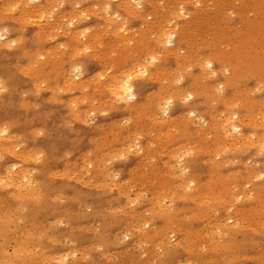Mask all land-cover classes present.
<instances>
[{
    "label": "rangeland",
    "instance_id": "rangeland-1",
    "mask_svg": "<svg viewBox=\"0 0 264 264\" xmlns=\"http://www.w3.org/2000/svg\"><path fill=\"white\" fill-rule=\"evenodd\" d=\"M3 1L4 0H0V9L1 8L5 9V11H3V9L0 10V15H1L0 16V27H3L4 29H7V30L10 29V30L7 31L8 35L6 34L5 39H3V40L0 39V80H2L3 83L1 81L0 82L2 83V85H4V87L6 89V90H2V91H5L6 94H5V92L0 91L1 92L0 93V128L4 127V126L7 127V125H8V128L10 127V130L15 135V137L16 136L20 137V138H17V137L16 138H17V140L18 139L21 140L20 142H22L23 147L26 144L25 145L26 148H28V149L31 148V149L35 150L36 152L40 153V155L34 154L31 156H27L26 160L24 162H22V164H21V165H23L22 170L26 171V169H27V172H31V170H33L31 173H32V176H34L33 177L34 181L36 180L35 183H37L34 185L35 191L31 194V192L28 190H26L27 192L26 191L20 192L19 190H17L14 187L9 186L10 187L9 188V187L5 186V184L8 183V180L5 179L7 176L6 169L10 165H12V163L14 164L18 161L13 156V154L8 152V149L11 147L13 148L15 143L14 144H8L6 139L3 138L5 136L0 135V144H1L0 145V155H1V153L3 154V155H1V158H0V175H1L0 177L3 178V179L0 178V180H1L0 184L2 186L4 185L3 187L0 186V201H1L0 202V263L3 262L2 264H28V263L29 264H35V263H37V264H73V263L74 264H93V263L94 264H96V263L97 264H102V263L103 264H106V263L107 264H154L156 262L155 264H183V263H185V264H264V181H262L258 178V176L259 177L261 175L264 176V152H262V149H264V145H263L264 144V124L262 123V122H264V107H263L264 106V102H263V100H264L263 99L264 98V64H263L264 63V51H262V50H264V27H263L264 26V0H261V1L260 0H202V1L195 0V2H194V0H192V2H194L195 4L196 3L197 4L202 3V4H200L201 5V8L199 7L200 9L195 7L196 5L193 6L194 5L193 3H189L190 2L189 0H187L188 2L187 1L185 2L183 0L184 3L181 2L182 0H120V1L119 0H88V1L87 0H71L72 2L70 0H56L57 2L55 0L47 1V2H50V1L55 2L54 4L53 3L52 4L47 3L46 0H41L40 2H34V5H33V2H31L30 0H12V1L9 0L10 1L9 3L7 2L8 0L5 1V3ZM13 1L14 2L16 1V3H17L16 5H19V7L15 11L10 10L13 6H15L12 4ZM20 1H23V2L20 3ZM62 1L64 4L62 3ZM137 1H140V3H141L140 6H138L136 4ZM6 2L8 4H12V5L7 4V5H5L7 7H3L2 3L4 5V4H6ZM27 2H29V3L27 4ZM59 2H60V5L58 4ZM103 2H104V4H106L104 7H103V5H104ZM108 2H109V5H108ZM124 3H125V5H123ZM204 3H206V4H204ZM30 4H31V6H30ZM61 4H62V6H61ZM120 4L123 6H121ZM161 4H162V6H161ZM52 5H53V7H52ZM75 5L78 7V9ZM107 5L110 6V9H111L110 13L112 14V16H110L108 13V9H107L108 6ZM180 5H183L184 8H186L183 16L179 15L178 9H179ZM35 6H37V7H35ZM9 7H10V9H9ZM29 7H30L31 11H29L30 9H27ZM31 7L33 8V10ZM38 7L41 8L40 11H39L40 8H38ZM47 7L50 9H48ZM83 7L87 10L85 11V9ZM119 7H120V9H119ZM138 8H140V9H138ZM71 9H73L72 13H70V11H72ZM47 10L49 12H47ZM78 10H79V13H78ZM90 10L91 11L93 10V12H96V13L93 14L92 12H90ZM98 10H99V12H98ZM34 11H36V12H34ZM88 11H89V14H88ZM11 12H13L14 14ZM53 12L58 13L57 17L55 16L56 13L54 14ZM86 12H87V14H86ZM171 12L174 14L176 13V14L175 15L171 14ZM4 13H6V15ZM21 13L25 18L22 17ZM32 13H35L36 15L32 14ZM66 13L68 16L65 15ZM37 14H39V17H37ZM84 14H86V16ZM114 14H116V15L119 14V18L113 17ZM131 14H133V16ZM40 15H42V16H40ZM60 15L61 16L65 15L64 18H66V20L63 18V16L61 17ZM97 15H98V17H97ZM172 15H173V18H172ZM240 15H242V17ZM51 16L53 17V19L56 17L54 19L56 21L55 23H54V20H52ZM71 16H73L75 19ZM148 16L151 17V19H149ZM33 17L36 19L34 20ZM41 17H43L44 20L41 19ZM83 17H84V19H83ZM9 18H11V19H9ZM60 18L61 19L63 18L65 22L63 20H60ZM139 18H140V20H139ZM177 18H180V19H177ZM184 18H186V19H184ZM38 19H40L38 21L39 23L35 22ZM67 19H70V20H67ZM132 19H134V20H132ZM168 19H171L172 21L168 20ZM2 20H3V22H2ZM105 20H106V22H105ZM126 20H127V22H126ZM146 20H147V22H146ZM259 20H260V22H259ZM47 21L49 23H47ZM162 22H164V23H162ZM236 22H238V23H236ZM28 23H32V24L29 25ZM33 23L35 25H33ZM105 23H108L109 26H108V24H105ZM24 24L26 25V27L24 26ZM43 24H44V26L42 27ZM95 25L97 27H99V26L100 27L97 29V27ZM57 26L58 27L60 26V28H58ZM89 26L91 28L95 27L96 29L95 28L89 29V30H91L89 32V30L87 29ZM41 27H42V29H41ZM50 27H52L54 30H52V28L49 29ZM121 27L122 28L124 27L123 32H120ZM165 27H168V28H165ZM55 28L58 30H56ZM77 28L80 30V32L78 31ZM85 28L87 29V31H85ZM104 28H106V29H104ZM127 28H128V30H127ZM232 28H234V29H232ZM20 29H21V31H20ZM38 29H40V30H38ZM64 29L66 32L62 31ZM146 29H148V30H146ZM160 29L163 31H161ZM174 29H175V31H174ZM92 30H94L93 34H91ZM97 30L99 32H101L103 30L102 31L103 34L99 33V34H101L100 37H99ZM213 30L215 32H213ZM36 31H38L39 33ZM42 31H43V33H42ZM78 32H79V36L77 34ZM133 32L136 33V35L133 34ZM155 32H156V34H155ZM171 32L174 33L175 37L173 38V43L171 45H168L165 43V39H166L165 35L167 36V34H169ZM80 33L82 35H80ZM105 33H108V34H105ZM112 33H116V34H112ZM48 35H50V36H48ZM60 35H62V36H60ZM94 35L97 38H95ZM108 35H113V37L112 36L109 37ZM138 35H139V37H138ZM156 35H157V37H156ZM17 36H18V38L20 37L19 40H17L18 38L15 40V37H17ZM22 36L25 39L22 38ZM153 36H154V38H153ZM77 37L78 38L80 37V38L78 39ZM111 37L113 38V40ZM37 38H39V39H37ZM98 38H100V40ZM144 38L146 39V41ZM149 38H150V40H149ZM12 39L15 41H18L17 44L12 45V46H7L6 43L12 42L13 41ZM21 39H22V41H21ZM26 39H28V40H26ZM84 39H86V40L84 41ZM4 40H6V41L4 42ZM51 40L53 43L55 41H57V42H55L54 44L53 43L51 44L50 43ZM254 40H256V41H254ZM80 41H81V43H80ZM91 41H92V43H91ZM102 41H103L102 46L106 45L105 47H102L101 43H99ZM108 42L110 44L112 42V44L110 45ZM179 42H181V43H179ZM182 42L184 44H182ZM65 43L66 44L68 43L67 44L68 46L65 45ZM186 43H187V45H186ZM146 44L148 46H145ZM197 44H198V46H197ZM238 44L240 46H238ZM261 44H263V45H261ZM1 45H3V46L1 47ZM61 45H63V47H61ZM107 45H109V46H107ZM134 45H135V47H134ZM244 45H246V46H244ZM39 46H41L42 48L40 47L37 49V47H39ZM80 46H81V48L82 47L83 48L81 49ZM89 46H91V47H89ZM158 46H160V47H158ZM256 46H257V48H256ZM48 47H50L51 49L49 48L50 49L49 50ZM143 47H146V48H143ZM153 47L156 50L159 49V50H157L158 52ZM193 47H194V49H193ZM206 47H208V48H206ZM234 47H236V48L234 49ZM56 48H58V49H56ZM79 48H80V50H79ZM98 48H101V49L99 50ZM140 48L142 49V51ZM29 49H31V50H29ZM85 49H88V51H85ZM91 49H92V52H91ZM103 49H105V50H103ZM226 49H228V50H226ZM259 49H262V50H259ZM2 50L4 51V53ZM26 50L30 51V52L33 50L34 52L32 51L31 54H30V52H28V53L30 54L31 57L32 56L33 57L35 56V57L34 58L32 57L33 59L30 56L27 57L29 54L26 52ZM66 50L68 52V55L66 53ZM54 51L56 53H58L59 56H58V54H54L55 53ZM61 51H65V52L62 53ZM127 51H129V52H127ZM138 51H140V52H138ZM153 51H156L157 53L153 52ZM170 51H173V52H170ZM234 52H236L235 53L236 55H234ZM50 53H52V54H50ZM85 53H86V55H85ZM160 53H161V55H160ZM214 53H216V55ZM237 53H239V54H237ZM39 54H42L45 56L42 57ZM48 54H50V55H48ZM62 54H66V56L64 57V55H62ZM101 54H103V55H101ZM124 54H125V56L126 55L127 56L124 57ZM133 54H135V55H133ZM137 54H139V55H137ZM142 54H144L145 57ZM162 54L164 55V57L162 56ZM120 55L123 57H121ZM128 55L131 57H129ZM140 55H142L143 57ZM153 55L156 56V58H157L156 62H158V64L157 63L156 64L149 63L147 65V67H148L147 76H141V77L137 76L136 73L139 71V69H140L139 67L144 66L145 61H149L150 60L149 58H151ZM178 55H180V56H178ZM90 56H92L93 58ZM136 56H139V57H136ZM158 56L160 59L158 58ZM88 57H90V58H88ZM96 57H98V58H96ZM118 57H120V58H118ZM147 57H149V58H147ZM258 57H259V59H258ZM43 58H44V60H42ZM49 58H51V60L53 62L55 61V64H52L49 61L50 60ZM60 58H62V59L60 60ZM131 58H132V60H131ZM209 59L212 60L214 63V69L213 70L209 69V68H204V66L202 65L203 63H205V61H209ZM67 60L69 62H66ZM113 60L114 61L117 60V61L113 62ZM40 61H41V63H40ZM45 61H48L45 64L46 66L44 64H42ZM63 61H65V63H62ZM27 62H29V63H27ZM99 62L102 63V65ZM175 62H177V64ZM32 63H34L35 65ZM60 63H62V64H60ZM82 63H84V64H82ZM95 63H97V64H95ZM16 64H18L17 66H18L19 70L17 69V66H14ZM38 64H40V65L38 66ZM85 64H88V65H85ZM141 64H144V65H141ZM150 64H151V66H149ZM184 64H185V66H184ZM262 64H263V66H261ZM30 65L32 67H35V68L32 69V67H31V69H30ZM43 65L45 66V68ZM51 65L52 66L54 65L55 68L51 67ZM56 65H57V67H56ZM73 65L74 66H80L83 69V76H81L82 78L76 79L75 74L70 73L72 70L71 67L72 68L74 67ZM154 65L158 68H156ZM22 66L24 68L27 67L26 69H29V71L32 73H30L29 71L27 72V70L25 72V70H24V68H22ZM247 67H248V69H247ZM255 67H257V69H255ZM62 68L65 70H63ZM218 68H219V70H218ZM227 68H230V70H231L230 73H228L226 71ZM7 69H9V70H7ZM55 69H57L58 71ZM20 70H24V72L20 71ZM42 70L46 74L43 73ZM62 70L64 71V73L66 75L63 74ZM49 71H51V72H49ZM84 71L88 72V73L85 74ZM155 71H156V73H155ZM160 71H161V73H160ZM252 71H254V72H252ZM261 71L263 72L262 74H261ZM116 72H117V74H116ZM211 72H212V74H211ZM22 73H24V74L29 73L30 75L27 74V75H29V76H27L26 74L24 75ZM60 73L63 75H61ZM107 73H109V74L106 75ZM129 73H131L133 75V81L132 82H134V85H135L134 87H135L136 95L138 98L135 101L129 102V103L122 102V101L120 102V101L116 100L115 97L113 96L112 88L109 87L108 83L110 82V78H116V77H117L116 82L118 81V83H119L123 78H125L126 74H129ZM159 73L162 75H160ZM213 73H215L216 76L213 75ZM40 74H41V76H40ZM150 74L153 76H151ZM156 74L157 75L159 74V75L156 77ZM166 74L171 75L170 79H169V75H166ZM194 74H196V75H194ZM241 74H243V75H241ZM34 75H36V76H34ZM46 75H48V76H46ZM70 75H72V76H70ZM172 75H173V78H172ZM180 75H182V76H180ZM53 76H54V78H53ZM101 76H105L103 78V80L100 79ZM31 77L35 78V79H31ZM147 77H149V78H147ZM155 77H156V79H155ZM46 78H48V79H46ZM167 78L170 81H168ZM44 79L46 82L44 81ZM50 79H52V80L49 82L48 80H50ZM54 79H55V81H57V84L53 81ZM157 79H159L161 82ZM78 80L80 81V83ZM84 80L87 83V85H84V84H86L84 82ZM35 81L37 82V84H35L36 83ZM40 81H42V82H40ZM73 81L75 83H73ZM177 81H179V82L182 81V82L177 83ZM66 82H67V84H66ZM48 83H49V85H48ZM78 83L80 84V86H82V88L78 85ZM161 83H163V84H161ZM198 83H199V85H198ZM34 84H35V86H34ZM38 84L39 85L41 84L40 87H43V88L37 87V86H39ZM69 84H70V86H69ZM75 84H76V86L78 85L80 87L79 88L77 86L79 88V90H78V88L77 89L74 88ZM88 84H90V85H88ZM165 84H167V86ZM194 84L196 85L197 88L195 87ZM202 84H204V86ZM105 85H107V87ZM147 85H149V86H147ZM162 85L166 86V87H164L165 90H164ZM171 85H173L174 87L172 86L173 87L172 88ZM71 86L74 88L75 93H74V91H73V93H71L73 90V88H71ZM210 86H212V87L210 88ZM4 87H3V89H4ZM105 87L107 89H105ZM250 87L253 89H251ZM36 88H38V89H36ZM102 88H103V90H102ZM108 88H109V90H108ZM160 88L162 89V91ZM44 89H46V90H44ZM86 89H88V92H86L87 91ZM89 89H92V91ZM173 89H175V90L173 91ZM180 89H181V91H180ZM202 89H203V91H202ZM213 89H215V90H213ZM255 89H257V90H255ZM34 90H35L36 94L34 93ZM107 90H108V92H107ZM260 90H262V91H260ZM38 91H40V94L37 93ZM62 91H67V92H62ZM152 91H154V92H152ZM92 92H93V94H92ZM101 93H103L104 95L103 94L101 95ZM138 93L142 97H140ZM153 93H155V94H153ZM188 93H191L193 98H192V100L186 102V103H188V104H186L185 103V97H186L185 95H187ZM37 94H39V95H37ZM96 94H98V95H96ZM99 94L101 95L100 97H99ZM72 95H74V96H72ZM87 95H89V96L86 97ZM91 95H94V96H91ZM106 95H108V97ZM193 95H195V96H193ZM224 95H225V97H223ZM231 95H232V97H231ZM75 96H77V97L80 96L79 97L80 99L78 100L77 97H75ZM234 96H235V98H233ZM54 97H56L55 101H54ZM104 97H105V99H104ZM157 97L159 99L160 98L161 99L159 100ZM170 97H173L174 102H172V104H171V110H170L169 116L168 115L165 116L161 106L164 104L166 99H168ZM194 97H196V98H194ZM44 98H46L47 100ZM87 98H89V99L87 100ZM156 98H157V100H155ZM230 98L234 99V101L231 100ZM236 98L239 101L242 100V102L238 101L239 102L238 103ZM63 99L65 100L64 102L67 105L64 104ZM151 99H153V100H151ZM175 99H177V100H175ZM218 100H220V101H218ZM245 100H246V102H245ZM66 101H68V102H66ZM85 101H87V102H85ZM104 101H107V102L103 103ZM216 101L219 104H217ZM23 102H25L24 103L25 105L23 104ZM79 102H81L82 104H78ZM229 102L232 103L231 106H230ZM83 103H85V104H83ZM115 103H117V105L118 104L119 105L117 106ZM121 103H123V104H121ZM143 103L144 104L146 103V104L144 105ZM148 103H151V104H148ZM227 103L232 108V110L228 106ZM240 103H242V104H240ZM261 103H263V104H261ZM152 104H153V106H152ZM27 105H29L30 109H28L29 107ZM36 105L38 107H36ZM79 105H81V106H79ZM89 105H91V107H89ZM128 105L130 107H128ZM157 105H159L157 108L158 109L160 108V110H158L156 108ZM33 106H35V107H33ZM103 106L107 107V108L105 107L106 110H104ZM100 107H102L103 109ZM113 107L116 108V110H114ZM235 107H237V108H235ZM249 107H250V110H249ZM109 108H111V109H109ZM152 108H153V110H152ZM93 109H94V111H93ZM89 111H90V113H89ZM102 111L103 112L105 111L107 113V115H104V116L101 115ZM134 111H136V113H134ZM154 111H155V113H154ZM191 111H192V113H196V114L188 116L189 113H191ZM210 111L213 112L214 116L212 114H211L212 116H210ZM97 112H99V113H97ZM138 112H140V113L144 112V113H142L143 117ZM234 112L237 113V115H238V125L241 127V133L244 135V136H242V138L239 134L233 133L229 130V129H231V124H228V126L230 125V127L227 126L228 130H225V127H224L226 124V119L228 118V115H230L231 113H234ZM248 112H250V114L252 113V115H250ZM10 113H12V114H10ZM93 113H96V114L93 115ZM156 113H158V115L160 113V115L158 116ZM180 113H182V114L180 115ZM185 113L188 114V115H186V116H188V119H186L187 117H185V115H184ZM218 114H220V115H218ZM178 115H180V116H178ZM224 115H226V116H224ZM106 116H109V117H106ZM171 116L173 118H171ZM175 116H176V120L178 122L175 120ZM194 116H195V118H194ZM196 116H197V118H196ZM127 117H128L129 121L127 120ZM141 117H142V119H141ZM134 118L135 119L137 118V119L134 120ZM183 118L186 121L183 120ZM203 118H204V120H203ZM224 118H225V120H224ZM122 119H124L125 121L123 120V122H122L121 121ZM75 120H77V121H75ZM112 120H114V121H112ZM159 120H160V122H159ZM166 120L167 121L169 120L170 122L172 120H174V121L171 122L172 124L171 123L166 124L167 123ZM219 120H220V122H219ZM242 120H244V122ZM119 121L122 125H120ZM161 121L164 122L165 124L162 123ZM201 121H203V122L205 121V122L203 123ZM235 121H237V119H235ZM1 122H3V124ZM28 122H29V124L31 123L30 126L28 125ZM66 122L68 125L65 124ZM71 122H72V124H70ZM111 122L114 124H112ZM156 122H158V123H156ZM216 122H217V125H216ZM221 122L223 124H221ZM201 123H203V124H201ZM218 123H219V125H218ZM16 124H18V125L16 126ZM102 124H103V126H102ZM137 124H139V125L141 124V126H139V125L137 126ZM156 124H157V126H156ZM173 124H174V126H173ZM148 125H151V126H148ZM158 125H159V127H158ZM176 125H178V126H176ZM194 125H196V126H194ZM213 125H214V127H213ZM261 125L263 127H261ZM33 126H35V128ZM105 126H106V129H104ZM217 126H220L221 130ZM38 127L41 129H39ZM69 127H71V128H69ZM154 127H156V129ZM185 127H186V129H185ZM200 127H201V129H200ZM211 127L214 129H211ZM37 128L39 129L38 131L35 130ZM115 128H117V129H115ZM42 130H44V133ZM103 130L104 131L107 130V132H109L111 135L108 134L106 131H105V134H103L104 133ZM153 130L156 133H154ZM160 130H161V133L165 134V135H162L160 133ZM128 131H129V133H128ZM130 131H133V132H130ZM212 131H214V132H212ZM31 132H33V133H31ZM114 132L116 134H114ZM209 133H210V136H209ZM112 134H114V136ZM157 134L161 135V136H158ZM174 134H176V135H174ZM212 134H213V137H212ZM224 134H225V136H224ZM132 135L134 137H132ZM172 135H174V136H172ZM182 135H183V137H182ZM248 135H249V138L251 136L250 142L248 141ZM34 136H36V137H34ZM116 136H118V138ZM171 136H172V138H171ZM91 137H93L92 139H94V140L96 137H97V139L98 138L99 139L97 141H93L92 139H90ZM173 137H174V140H173ZM252 137H253V140H252ZM100 138H102V139H100ZM154 138H155V140H154ZM164 138L166 141L164 140ZM166 138H169V139H166ZM201 138H202V141L200 140ZM216 138L218 140H216ZM124 139H126V140H124ZM187 139H189L190 141ZM221 139H224V140H221ZM101 140L102 141L107 140V141H106V143H104V142H101ZM113 140L115 143L113 142ZM168 140H170V142H177L178 145H177V143L171 144V143H169ZM236 140H237V142H236ZM254 140H257L256 143ZM111 141L113 142V145L110 143ZM125 141H127V144ZM151 141L152 142L154 141V142L151 143ZM226 141H228V142H226ZM247 141H248V144H244ZM27 142H28V144H27ZM77 142H78V144H77ZM98 142H100V144ZM123 142H125V143H123ZM184 142L185 143L187 142V143L185 144ZM199 142L200 143L202 142V144H199ZM75 143H76V145H75ZM4 144H6V145H4ZM106 144H107L106 148L102 147V146H105ZM118 144L121 145V147L118 146ZM153 144H155V146ZM224 144H225V146H224ZM9 145H11V147H9ZM133 145L136 147H134ZM163 145H165V146H163ZM172 145L174 148L172 147ZM182 145H184V146H182ZM192 145H193V147H192ZM210 145H212V146H210ZM125 146H126V148H125ZM200 146H202V148ZM232 146L233 147L236 146V148L235 147L233 148ZM7 147H9V148L6 149ZM108 147H109V150H108ZM199 147H200V149H199ZM135 149H137V150H135ZM235 149H236V151H235ZM15 150H17L16 152L20 151L19 149H15ZM97 150H99V151H97ZM141 150H142V152H141ZM147 150H148V152H147ZM220 150H222V151H220ZM101 151L105 152L107 154L102 153ZM131 151L133 153H131ZM161 151H163V152H161ZM195 151H196V153H195ZM209 151L211 153H209ZM67 152H69V153H67ZM82 152L84 154H82ZM88 152H92V154L89 153V154H91L90 157H88V154H86ZM140 153H142V154H140ZM157 153H158V155H157ZM43 154H44V156H43ZM215 154H217V155H215ZM65 155L68 156V158L65 157ZM213 155H214V158H213ZM2 156H3V158H2ZM98 156L100 157V159H99L100 161L97 160ZM119 156H123V157H125V158L127 157V158L126 159H119L118 158ZM165 156L168 158H166ZM211 156L213 159L211 158ZM257 156H259V157L257 158ZM45 157H47V158H45ZM103 157H106V158L104 159ZM41 158L42 159L44 158V160H42ZM52 159H53V161H52ZM86 159L87 160L89 159V162ZM156 159H158V160H156ZM227 159H229V160H227ZM233 159H235V160H233ZM137 160L139 163L137 162ZM210 160L213 162H211ZM231 160L233 162H231ZM252 160H254V161H252ZM34 161H36L37 163ZM68 161L70 163L71 162L73 163V164L71 163L72 166ZM91 161H93V162H91ZM123 161H125V163ZM216 161H217V163H216ZM40 162H42V164ZM76 162L78 163V165ZM90 162L96 166L94 167V165L91 164ZM225 162H226V164H225ZM43 163H44V166H46V167H43ZM65 163H67V165ZM214 163L216 164V166ZM192 164H194V165L192 166ZM257 164L259 167L257 166ZM107 165L108 166L110 165L111 167H107ZM163 165H164V167H163ZM176 165H177V167H176ZM227 165H228V167H227ZM73 166L74 167L77 166V167L74 168ZM99 166H100V168H99ZM173 166H175V167H173ZM217 166H219V167H217ZM5 167H6V169H5ZM64 168H66V169H64ZM70 168H72V169H70ZM122 168H124V169H122ZM130 169H131V171H129ZM221 169H222V171H221ZM119 170H122V171H119ZM142 170L144 173L140 172ZM240 170H241V172H240ZM111 171L113 174L109 175V174H111ZM233 171L235 172L234 174L229 173V172H233ZM124 172L126 174H124ZM208 172H210V173H208ZM102 173H103V175H102ZM222 173H224V174H222ZM228 173H229V176H226ZM91 174L94 176H90ZM218 174L219 175L222 174V175L218 176ZM236 174H237V176H236ZM83 175H85V176H83ZM213 175H215V176H213ZM231 175H233V178H231L232 177ZM4 176H5V178H4ZM98 176H99L100 181L97 178ZM102 176H104V177H102ZM109 176H111V177H109ZM211 176H213V177H211ZM48 177H50V178H48ZM120 177L122 180L119 179ZM87 178L89 179V181ZM91 179H92V181H91ZM177 179L180 181L179 183H178ZM223 179H224V181H223ZM189 180H190V182L188 183ZM38 181H40V182H38ZM83 181H86V182L83 183ZM213 181L215 183H213ZM75 182H78V183H75ZM174 182H176L177 184ZM207 183L210 186L207 185ZM46 184H48V185H46ZM75 184H77V185H75ZM260 184H261V186H259ZM82 185H84V186H82ZM185 185H187V186H185ZM34 186H33V188H34ZM165 186L167 189L165 188ZM207 186H208V188L211 187V189L207 190ZM251 186H254V187L251 188ZM74 187H75V189H74ZM92 187H96V188L92 189ZM184 187L186 190L184 189ZM186 187H188V188H186ZM64 188H65V190H63ZM104 188H105V191L102 190ZM159 188L160 189L162 188V189L160 190ZM41 189H42V191H41ZM113 189H115V190H113ZM57 190H60V192ZM216 190L219 192L217 193ZM14 191H16V192H14ZM18 192H19V194H18ZM61 192H62V194H61ZM182 192H184V194ZM191 192L194 194H192ZM214 192L216 194H214ZM16 193H17V195H16ZM131 193L134 195H132ZM12 194H15V197H13L14 195H12ZM57 194H59L60 196ZM74 194H75V196H74ZM203 194L207 195L206 198H205V196L203 198ZM150 195H152V196H150ZM21 196L23 197V200L21 199L22 198ZM37 196H39V197H37ZM68 196H70V197H68ZM111 197H113V198H111ZM5 198H6V200H5ZM14 198H16V199H14ZM116 198H118V199H116ZM126 198H127L128 202L126 201ZM207 198L209 200H207ZM61 199H63V200H61ZM112 200H113V203H112ZM135 200H136V202H135ZM165 200H167V201H165ZM20 201L23 204L19 203ZM79 201H81L82 203ZM152 201H155V202H152ZM126 202L129 205H125ZM141 204H143V205H141ZM108 205H109V207H108ZM170 205H172V206H170ZM257 205H259V206H257ZM21 206H23L24 208H22ZM206 206H207V208H206ZM124 207H126V208H124ZM10 209H12V210H10ZM20 209H21V211L24 210L23 211L24 213L21 212ZM36 209L37 210L39 209V210L37 211ZM66 209L68 211H66ZM105 209H106V211H105ZM201 209H203V210H201ZM85 210L86 211L89 210V211L86 212ZM12 211H13V213H12ZM71 211H72V213H71ZM78 211H79V214H78ZM160 211H162V213ZM19 212H21V213H19ZM52 213H56V214H52ZM151 213L153 215H151ZM236 214H238V215H236ZM7 215H9V216H7ZM104 216H106V217H104ZM154 216H156V217H154ZM214 216H215V219H214ZM21 217H22V219H21ZM59 218H60V220H59ZM70 218H73V219L71 220ZM220 218H222L223 220ZM23 219H25V220H23ZM83 219H85L86 221ZM208 219H209V221H208ZM79 220H81V221H79ZM187 220H188V222H187ZM191 220H193V221H191ZM237 220H239V221H237ZM9 221H11L10 223H13V224H10ZM18 221H20V222H18ZM231 221H233V223ZM103 222H106V223H103ZM132 222L134 223V225ZM211 222L213 224H211ZM88 223H90V224H88ZM54 224H56V225H54ZM154 224L157 226H154ZM1 227H4L5 229L4 228L1 229ZM74 227H76V228H74ZM127 227H129V229ZM158 227H160V228H158ZM217 227L219 228L220 231H218ZM7 228H9V229H7ZM34 228H36V229H34ZM231 228H232V231H231ZM70 230H73V231H70ZM83 230H85V231H83ZM259 230H261V231H259ZM29 231H30V233H29ZM74 231L76 233H78V232L79 233L76 234ZM147 231H149V232H147ZM242 231L244 232V234ZM118 232H120V233H118ZM142 232H144V233H142ZM32 233H33V235H32ZM65 233H66V235H65ZM22 234H23V236H22ZM59 235H61V236H59ZM113 236H114V239H113ZM121 236H122V238H121ZM125 236H127L128 238L125 239ZM136 236H138V237H136ZM172 236H174V237H172ZM46 237H47V239H46ZM211 237H213L214 239ZM175 238H177V239H175ZM136 239H138V240H136ZM21 241H23L22 244H20ZM162 241H165V242H162ZM202 241H204V242L202 243ZM114 242H115V244L116 243L117 244L115 245ZM23 244H25V246ZM49 246H51V249H49L50 248ZM83 246H84V248H83ZM173 246H175L176 248H174ZM247 247H249V248H247ZM25 248H27V250ZM126 248H128V249H126ZM20 249H21V251H20ZM18 250L20 253L18 252V257H17L15 255H17ZM100 250H101V252H100ZM119 250H120V252H118ZM121 250H123V251H121ZM58 251L61 253H59ZM93 251H95V252H93ZM21 252H22V254H21ZM108 252H110V253H108ZM165 254H169V255H165ZM55 255H58V256H55ZM243 255H245V256H243ZM13 257H15L14 260H13ZM63 257H65V258L63 259ZM92 257H94V258H92ZM46 258H47V260H46ZM61 258H62V260H61ZM105 258H107V259H105ZM186 258H187V260H186ZM51 259H53V260H51ZM25 260H26V263H25ZM100 260H103V261L101 262ZM182 260H183V262H182ZM56 261H57V263H56Z\"/></svg>",
    "mask_w": 264,
    "mask_h": 264
},
{
    "label": "bare ground",
    "instance_id": "bare-ground-1",
    "mask_svg": "<svg viewBox=\"0 0 264 264\" xmlns=\"http://www.w3.org/2000/svg\"><path fill=\"white\" fill-rule=\"evenodd\" d=\"M5 1H7V0H4L3 2L5 3ZM11 1H12V0H11ZM30 1L33 2V5H34V2H40L41 0H30ZM47 1H49V0H46V2H47ZM52 1H53V0H52ZM52 1L47 2V3H50V4L53 3V4H54L55 2H52ZM55 1H56V0H55ZM70 1H71V0H70ZM87 1H88V0H87ZM119 1H120V0H119ZM184 1L186 2L187 0H184ZM184 1L182 0L181 2L184 3ZM189 1H190L189 3H193V4H194L193 6H195V5L197 4V3H196V4L194 3L195 0H194V2H192V0H189ZM200 1H202V0H200ZM260 1H261V0H260ZM7 2L9 3L10 1L8 0ZM7 2H6V4H4V5H3V3H2V6H3V7H7V6H5V5L8 4ZM17 2H18V1H17ZM22 2H23V1H20V3H22ZM56 2H57V1H56ZM71 2H72V1H71ZM104 2H105V1H104ZM104 2H103V4H104ZM131 2H132V1H131ZM179 2H180V1H179ZM181 2H180V3H181ZM187 2H188V1H187ZM25 3H26V2H25ZM28 3H29V2H27V4H28ZM62 3H63V1H62ZM84 3H85V2H84ZM157 3H158V2H157ZM159 3H160V2H159ZM189 3H188V4H189ZM12 4H13V5H16L17 3H16V1H15V2L13 1ZM12 4H8V5H12ZM56 4H57V3H56ZM58 4L60 5V2H59ZM58 4H57V5H58ZM63 4H64V3H63ZM95 4H96V3H95ZM95 4H94V5H95ZM99 4H100V3H99ZM136 4L139 5V6L141 5L140 1H137ZM200 4H202V3H200ZM204 4H206V3H204ZM41 5H42V4H41ZM43 5H44V4H43ZM101 5H102V4H101ZM105 5H106V4H104L103 7H104ZM108 5H109V2H108ZM108 5H107V6H108ZM120 5H121V4H120ZM123 5H125V3H124ZM123 5H121V6H123ZM159 5H160V4H159ZM25 6H26V5H25ZM30 6H31V4H30ZM46 6H47V5H46ZM54 6H55V5H54ZM61 6H62V4H61ZM75 6H76V5H75ZM161 6H162V4H161ZM35 7H37V6H35ZM40 7H41V6H40ZM40 7H38V8H40ZM52 7H53V5H52ZM55 7H56V6H55ZM55 7H54V8H55ZM76 7H77V6H76ZM91 7H92V6H91ZM117 7H118V6H117ZM187 7H188V6H187ZM195 7H196V6H195ZM20 8H21V7H20ZM31 8H32V7H31ZM47 8H48V7H47ZM57 8H58V7H57ZM57 8H56V9H57ZM59 8H60V7H59ZM62 8H63V7H62ZM83 8H84V7H83ZM92 8H93V7H92ZM105 8H106V7H105ZM130 8H131V7H130ZM152 8H153V7H152ZM200 8H201V7H200ZM200 8H199V9H200ZM251 8H252V7H251ZM1 9H3V8H1ZM1 9H0V10H1ZM7 9H8V8H7ZM7 9H6V10H7ZM9 9H10V7H9ZM16 9H17V8H16ZM23 9H24V8H23ZM27 9H30V7L27 8ZM45 9H46V8H45ZM48 9H50V8H48ZM52 9H53V8H52ZM60 9H61V8H60ZM77 9H78V7H77ZM84 9H85V8H84ZM84 9H83V10H84ZM90 9H91V8H90ZM102 9H103V8H102ZM107 9H108V13H109V15L112 16V14L110 13V10H111V9H110V6H108ZM119 9H120V7H119ZM121 9H122V8H121ZM138 9H140V8H138ZM162 9H163V8H162ZM184 9H186V8H184ZM189 9H190V8H189ZM223 9H224V8H223ZM24 10H25V9H24ZM32 10H33V8H32ZM40 10H41V8L39 9V11H40ZM71 10H72V11H70V13L73 12V9H71ZM75 10H76V9H75ZM86 10H87V9H85V11H86ZM122 10H123V9H122ZM150 10H151V9H150ZM174 10H175V9H174ZM174 10H173V11H174ZM3 11H5V9H3ZM3 11H2V12H3ZM29 11H31V9H30ZM29 11H28V12H29ZM61 11H62V10H61ZM61 11H60V12H61ZM95 11H96V10H95ZM100 11H101V10H100ZM138 11H139V10H138ZM178 11H179V9H178ZM32 12H33V11H32ZM34 12H36V11H34ZM47 12H49V11L47 10ZM65 12H66V11H65ZM90 12H92L93 14L96 13V12H93V10H92V11L90 10ZM98 12H99V10H98ZM189 12H190V11H189ZM231 12H232V11H231ZM11 13H13V12H11ZM19 13H20V12H19ZM37 13H38V12H37ZM53 13H54V12H53ZM55 13H56V12H55ZM55 13H54V14H55ZM63 13H64V12H63ZM78 13H79V10H78ZM132 13H133V12H132ZM134 13H135V12H134ZM4 14L6 15V13H4ZM4 14H3V15H4ZM13 14H14V13H13ZM13 14H12V15H13ZM32 14H35V13H32ZM59 14H60V13H59ZM73 14H74V13H73ZM86 14H87V12H86ZM86 14H84V15L86 16ZM88 14H89V11H88ZM137 14H138V13H137ZM137 14H136V15H137ZM171 14H174V13L171 12ZM175 14H176V13H175ZM175 14H174V15H175ZM10 15H11V14H10ZM19 15H20V14H19ZM21 15H22V13H21ZM30 15H31V14H30ZM35 15H36V14H35ZM57 15H58V13H56L55 16L57 17ZM65 15H67V13H66ZM65 15H64V16H65ZM79 15H80V14H79ZM81 15H82V14H81ZM99 15H100V14H99ZM101 15H102V14H101ZM104 15H105V14H104ZM129 15H130V14H129ZM131 15L133 16V14H131ZM260 15H261V14H260ZM0 16H1V15H0ZM27 16H28V15H27ZM40 16H42V15H40ZM45 16H46V15H45ZM45 16H44V17H45ZM60 16H61V15H60ZM62 16H63V15H62ZM62 16H61V17H62ZM64 16H63V18H64ZM67 16H68V15H67ZM74 16H75V15H74ZM87 16H88V15H87ZM185 16H186V15H185ZM240 16L242 17V15H240ZM3 17H4V16H3ZM10 17H11V16H10ZM22 17H24V16L22 15ZM30 17H31V16H30ZM37 17H39V14H37ZM56 17H55V18H56ZM71 17H73V16H71ZM89 17H90V16H89ZM97 17H98V15H97ZM99 17H100V16H99ZM113 17H117V15L114 14ZM134 17H135V16H134ZM148 17H149V16H148ZM170 17H171V16H170ZM258 17H259V16H258ZM4 18H5V17H4ZM15 18H16V17H15ZM17 18H18V17H17ZM24 18H25V17H24ZM27 18H28V17H27ZM47 18H48V17H47ZM47 18H46V19H47ZM51 18H52V20L55 19V18L53 19L52 16H51ZM63 18H62V19L60 18V20H63V21H64V19L66 20V18H64V19H63ZM73 18H74V17H73ZM73 18H72V19H73ZM77 18H78V17H77ZM81 18H82V17H81ZM86 18H87V17H86ZM142 18H143V17H142ZM172 18H173V15H172ZM261 18H262V17H261ZM7 19H8V18H7ZM9 19H11V18H9ZM13 19H14V18H13ZM28 19H29V18H28ZM33 19L35 20L36 18L33 17ZM33 19H32V20H33ZM57 19H58V18H57ZM57 19H56V20H57ZM74 19H75V18H74ZM83 19H84V17H83ZM102 19H103V18H102ZM162 19H163V18H162ZM166 19H167V18H166ZM177 19H180V18H177ZM184 19H186V18H184ZM15 20H16V19H15ZM15 20H14V21H15ZM18 20H19V19H18ZM22 20H23V19H22ZM39 20H40V19H38V20L35 21V22H38ZM43 20H44V19H43ZM43 20H42V21H43ZM60 20H59V21H60ZM67 20H70V19H67ZM132 20H134V19H132ZM137 20H138V19H137ZM139 20H140V18H139ZM168 20H171V19H168ZM19 21H20V20H19ZM72 21H73V20H72ZM117 21H118V20H117ZM166 21H167V20H166ZM171 21H172V20H171ZM255 21H256V20H255ZM2 22H3V20H2ZM17 22H18V21H17ZM22 22H23V21H22ZM24 22H25V21H24ZM55 22H56V21L54 20V23H55ZM64 22H65V21H64ZM67 22H68V21H67ZM86 22H87V21H86ZM105 22H106V20H105ZM126 22H127V20H126ZM126 22H125V23H126ZM146 22H147V20H146ZM146 22H145V23H146ZM164 22H165V21H164ZM164 22H162V23H164ZM178 22H179V21H178ZM259 22H260V20H259ZM20 23H21V22H20ZM38 23H39V22H38ZM47 23H49V22L47 21ZM52 23H53V22H52ZM59 23H60V22H59ZM160 23H161V22H160ZM172 23H173V22H172ZM236 23H238V22H236ZM28 24L30 25V24H32V23H28ZM61 24H62V23H61ZM97 24H98V23H97ZM97 24H96V25H97ZM101 24H102V23H101ZM105 24H108V23H105ZM184 24H185V23H184ZM256 24H257V23H256ZM33 25H35V24L33 23ZM55 25H56V24H55ZM57 25H58V24H57ZM66 25H67V24H66ZM96 25H95V26H96ZM118 25H119V24H118ZM124 25H125V24H124ZM128 25H129V24H128ZM251 25H252V24H251ZM251 25H250V26H251ZM24 26L26 27L25 24H24ZM43 26H44V24L42 25V27H43ZM62 26H63V25H62ZM62 26H61V27H62ZM71 26H72V25H71ZM91 26H92V25H91ZM97 26H98V25H97ZM97 26H96V27H97ZM108 26H109V24H108ZM141 26H142V25H141ZM141 26H140V27H141ZM254 26H255V25H254ZM38 27H39V26H38ZM42 27H41V29H42ZM55 27H56V26H55ZM57 27H58V26H57ZM63 27H64V26H63ZM99 27H100V26H99ZM99 27H97V29H98ZM102 27H103V26H102ZM102 27H101V28H102ZM124 27H125V26H124ZM124 27H123V28H124ZM140 27H139V28H140ZM145 27H146V26H145ZM161 27H162V26H161ZM260 27H261V26H260ZM260 27H259V28H260ZM263 27H264V26H263ZM11 28H12V27H11ZM22 28H23V27H22ZM51 28H52V27H50L49 29H51ZM58 28H60V26H59ZM93 28H95V27H92V28H91V27L89 26L87 29L89 30V29H93ZM121 28H122V27H121ZM134 28H135V27H134ZM136 28H137V27H136ZM165 28H168V27H165ZM55 29H56V28H55ZM77 29H78V28H77ZM85 29H86V28H85ZM95 29H96V28H95ZM95 29H94V30H95ZM104 29H106V28H104ZM104 29H103V30H104ZM110 29H111V28H110ZM141 29H142V28H141ZM232 29H234V28H232ZM253 29H254V28H253ZM9 30H10V29H9ZM9 30H7V31H9ZM17 30H18V29H17ZM38 30H40V29H38ZM44 30H45V29H44ZM52 30H54V29L52 28ZM56 30H58V29H56ZM94 30H92L91 34L94 33V32H93ZM103 30H102V31H103ZM118 30H119V29H118ZM127 30H128V28H127ZM142 30H143V29H142ZM146 30H148V29H146ZM160 30H161V29H160ZM164 30H165V29H164ZM172 30H173V29H172ZM214 30H215V29H214ZM214 30H213V32H215ZM7 31H4V28H3V27H0V35L3 36V39L6 38V34L8 33ZM18 31H19V30H18ZM20 31H21V29H20ZM47 31H48V30H47ZM59 31H60V30H59ZM62 31H63V32H66L65 29L62 30ZM62 31H61V32H62ZM78 31L80 32L79 29H78ZM90 31H91V30H89V32H90ZM97 31H98V30H97ZM102 31H101V32L98 31V34H99V33L103 34ZM161 31H163V30H161ZM174 31H175V29H174ZM36 32H38V31H36ZM40 32H41V31H40ZM57 32H58V31H57ZM71 32H72V31H71ZM79 32L77 33L78 36H79ZM83 32H84V31H83ZM138 32H139V31H138ZM143 32H144V31H143ZM236 32H237V31H236ZM38 33H39V32H38ZM42 33H43V31H42ZM51 33H52V32H51ZM85 33H86V32H85ZM96 33H97V32H96ZM147 33H148V32H147ZM152 33H153V32H152ZM152 33H151V34H152ZM159 33H160V32H159ZM159 33H158V34H159ZM221 33H222V32H221ZM232 33H233V32H232ZM256 33H257V32H256ZM11 34H12V33H11ZM45 34H46V33H45ZM58 34H59V33H58ZM61 34H62V33H61ZM63 34H64V33H63ZM101 34H99V37H100ZM105 34H108V33H105ZM112 34H116V33H112ZM133 34L136 35V33H134V32H133ZM142 34H143V33H142ZM155 34H156V32H155ZM158 34H157V35H158ZM179 34H180V33H179ZM214 34H215V33H214ZM243 34H244V33H243ZM7 35H8V34H7ZM46 35H47V34H46ZM68 35H69V34H68ZM80 35H82V34L80 33ZM96 35H97V34H96ZM145 35H146V34H145ZM152 35H153V34H152ZM157 35H156V37H157ZM176 35H177V34H176ZM207 35H208V34H207ZM223 35H224V34H223ZM233 35H234V34H233ZM239 35H240V34H239ZM249 35H250V34H249ZM20 36H21V35H20ZM34 36H35V35H34ZM48 36H50V35H48ZM54 36H55V35H54ZM56 36H57V35H56ZM60 36H62V35H60ZM60 36H59V37H60ZM76 36H77V35H76ZM90 36H91V35H90ZM94 36H95V35H94ZM94 36H93V37H94ZM104 36H105V35H104ZM104 36H103V37H104ZM108 36H109V37H110V36L113 37V35H108ZM108 36H107V37H108ZM116 36H117V35H116ZM122 36H123V35H122ZM127 36H128V35H127ZM140 36H141V35H140ZM142 36H143V35H142ZM169 36H172V37L174 38L175 35H174L173 32L167 34V36L165 35V37H166V39H165V43L168 44V45H171V44L173 43V39H172V43L169 44V43L167 42ZM236 36H237V35H236ZM37 37H38V36H37ZM59 37H58V38H59ZM112 37H111V38H112ZM117 37H118V36H117ZM138 37H139V35H138ZM138 37H137V38H138ZM176 37H177V36H176ZM221 37H222V36H221ZM242 37H243V36H242ZM17 38H18V36L15 37V40H16ZM22 38H24V37L22 36ZM77 38H78V37H77ZM79 38H80V37H79ZM79 38H78V39H79ZM95 38H97V37L95 36ZM111 38H110V39H111ZM115 38H116V37H115ZM118 38H119V37H118ZM122 38H123V37H122ZM133 38H134V37H133ZM153 38H154V36H153ZM182 38H183V37H182ZM215 38H216V37H215ZM222 38H223V37H222ZM243 38H244V37H243ZM3 39H2V40H3ZM7 39H8V38H7ZM19 39H20V37H19L17 40H19ZM24 39H25V38H24ZM37 39H39V38H37ZM55 39H56V38H55ZM73 39H74V38H73ZM98 39L100 40V38H98ZM98 39H97V40H98ZM142 39H143V38H142ZM144 39H145V38H144ZM12 40H13V39H12ZM26 40H28V39H26ZM69 40H70V39H69ZM85 40H86V39H84V41H85ZM89 40H90V39H89ZM99 40H98V41H99ZM112 40H113V38H112ZM116 40H117V39H116ZM130 40H131V39H130ZM132 40H133V39H132ZM147 40H148V39H147ZM149 40H150V38H149ZM151 40H152V39H151ZM153 40H154V39H153ZM236 40H237V39H236ZM239 40H240V39H239ZM5 41H6V40H4V42H5ZM21 41H22V39H21ZM38 41H39V40H38ZM44 41H45V40H44ZM46 41H47V40H46ZM65 41H66V40H65ZM76 41H77V40H76ZM145 41H146V39H145ZM154 41H155V40H154ZM181 41H182V40H181ZM254 41H256V40H254ZM7 42H8V41H7ZM9 42H10V41H9ZM17 42H18V41H17ZM55 42H57V41H55ZM55 42H54V43H55ZM87 42H88V41H87ZM114 42H115V41H114ZM114 42H113V43H114ZM125 42H126V41H125ZM139 42H140V41H139ZM150 42H151V41H150ZM244 42H245V41H244ZM261 42H262V41H261ZM21 43H22V42H21ZM36 43H37V42H36ZM46 43H47V42H46ZM50 43H51V44L53 43L52 40H51ZM54 43H53V44H54ZM68 43H69V42H68ZM68 43H67V44H68ZM80 43H81V41H80ZM82 43H83V42H82ZM91 43H92V41H91ZM99 43H101V46H102L103 41H102V42H99ZM105 43H106V42H105ZM108 43H109V42H108ZM115 43H116V42H115ZM117 43H118V42H117ZM135 43H136V42H135ZM146 43H147V42H146ZM155 43H156V42H155ZM179 43H181V42H179ZM204 43H205V42H204ZM213 43H214V42H213ZM16 44H17V43H16ZM19 44H20V43H19ZM47 44H48V43H47ZM67 44L65 43V45H67ZM86 44H87V43H86ZM109 44H110V43H109ZM111 44H112V42H111ZM111 44H110V45H111ZM118 44H119V43H118ZM133 44H134V43H133ZM139 44H140V43H139ZM147 44H148V43H147ZM147 44H146L145 46H148ZM150 44H151V43H150ZM182 44H184V43L182 42ZM234 44H235V43H234ZM255 44H256V43H255ZM6 45H7V46H12V42H10V43H6ZM40 45H41V44H40ZM78 45H79V44H78ZM84 45H85V44H84ZM99 45H100V44H99ZM99 45H98V46H99ZM103 45H104V44H103ZM114 45H115V44H114ZM135 45H136V44H135ZM135 45H134V47H135ZM155 45H156V44H155ZM186 45H187V43H186ZM209 45H210V44H209ZM211 45H212V44H211ZM230 45H231V44H230ZM235 45H236V44H235ZM250 45H251V44H250ZM261 45H263V44H261ZM2 46H3V45H1V47H2ZM16 46H17V45H16ZM41 46H42V45H41ZM41 46L37 47V49L40 48ZM67 46H68V45H67ZM72 46H73V45H72ZM86 46H87V45H86ZM101 46H100V47H101ZM105 46H106V45H105ZM105 46H102V47H105ZM107 46H109V45H107ZM136 46H137V45H136ZM138 46H139V45H138ZM179 46H180V45H179ZM197 46H198V44H197ZM227 46H228V45H227ZM232 46H233V45H232ZM238 46H240V45L238 44ZM244 46H246V45H244ZM50 47H51V46H50ZM50 47H48V49H49ZM89 47H91V46H89ZM112 47H113V46H112ZM116 47H117V46H116ZM118 47H119V46H118ZM121 47H122V46H121ZM134 47H133V48H134ZM158 47H160V46H158ZM168 47H169V46H168ZM173 47H174V46H173ZM209 47H210V46H209ZM213 47H214V46H213ZM230 47H231V46H230ZM3 48H4V47H3ZM8 48H9V47H8ZM41 48H42V47H41ZM80 48H81V46H80ZM80 48H79V50H80ZM82 48H83V47H82ZM82 48H81V49H82ZM122 48H123V47H122ZM137 48H138V47H137ZM137 48H136V49H137ZM143 48H146V47H143ZM150 48H151V47H150ZM153 48H154V47H153ZM164 48H165V47H164ZM180 48H181V47H180ZM191 48H192V47H191ZM206 48H208V47H206ZM225 48H226V47H225ZM235 48H236V47H234V49H235ZM256 48H257V46H256ZM9 49H10V48H9ZM37 49H36V50H37ZM46 49H47V48H46ZM50 49H51V48H50ZM50 49H49V50H50ZM56 49H58V48H56ZM98 49L100 50L101 48H98ZM140 49H141V48H140ZM154 49H155V48H154ZM181 49H182V48H181ZM193 49H194V47H193ZM204 49H205V48H204ZM213 49H214V48H213ZM234 49H233V50H234ZM27 50H28V49H27ZM27 50H26L27 53L30 52V51H27ZM29 50H31V49H29ZM52 50H53V49H52ZM73 50H74V49H73ZM76 50H77V49H76ZM89 50H90V49H89ZM103 50H105V49H103ZM106 50H107V49H106ZM126 50H127V49H126ZM155 50H156V49H155ZM157 50H159V49H157ZM157 50H156V51H157ZM166 50H167V49H166ZM173 50H174V49H173ZM185 50H186V49H185ZM226 50H228V49H226ZM246 50H247V49H246ZM259 50H262V49H259ZM2 51H3V50H2ZM32 51H33V50H32ZM32 51H31V52H32ZM55 51H56V50H55ZM55 51H54V52H55ZM77 51H78V50H77ZM77 51H76V52H77ZM101 51H102V50H101ZM141 51H142V49H141ZM156 51H153V52H156ZM223 51H224V50H223ZM230 51H231V50H230ZM255 51H256V50H255ZM262 51H264V50H262ZM24 52H25V51H24ZM31 52H30V54H31ZM33 52H34V51H33ZM47 52H48V51H47ZM54 52H53V53H54ZM61 52L63 53V52H65V51H61ZM91 52H92V49H91ZM127 52H129V51H127ZM130 52H131V51H130ZM136 52H137V51H136ZM138 52H140V51H138ZM157 52H158V51H157ZM157 52H156V53H157ZM170 52H173V51H170ZM245 52H246V51H245ZM1 53H2V52H1ZM3 53H4V51H3ZM66 53H67V55H68L67 50H66ZM73 53H74V52H73ZM132 53H133V52H132ZM203 53H204V52H203ZM212 53H213V52H212ZM235 53H236V52H234V55H236ZM28 54H29V53H28ZM28 54H27V55H28ZM30 54H29L27 57H29ZM45 54H46V53H45ZM50 54H52V53H50ZM50 54H48V55H50ZM54 54H58V53L55 52ZM70 54H71V53H70ZM98 54H99V53H98ZM135 54H136V53H135ZM135 54H133V55H135ZM200 54H201V53H200ZM214 54L216 55V53H214ZM237 54H239V53H237ZM249 54H250V53H249ZM261 54H262V53H261ZM39 55L42 56V57L45 56V55H42V54H39ZM60 55H61V54H60ZM62 55H64V57L66 56V54H62ZM85 55H86V53H85ZM89 55H90V54H89ZM96 55H97V54H96ZM96 55H95V56H96ZM101 55H103V54H101ZM137 55H139V54H137ZM142 55L144 56V54H142ZM142 55H140V56H142ZM160 55H161V53H160ZM160 55H159V56H160ZM201 55H202V54H201ZM246 55H247V54H246ZM257 55H258V54H257ZM25 56H26V55H25ZM58 56H59V54H58ZM120 56H121V55H120ZM126 56H127V55H126ZM126 56H125V54H124V57H126ZM128 56H129V55H128ZM143 56H142V57H143ZM159 56H158V58H159ZM162 56L164 57L163 54H162ZM162 56H161V57H162ZM174 56H175V55H174ZM178 56H180V55H178ZM258 56H259V55H258ZM30 57H31V56H30ZM32 57H33V56H32ZM32 57H31V58H32ZM34 57H35V56H34ZM34 57H33V58H34ZM61 57H62V56H61ZM90 57H92V56H90ZM90 57H88V58H90ZM121 57H123V56H121ZM129 57H131V56H129ZM134 57H135V56H134ZM136 57H139V56H136ZM144 57H145V56H144ZM225 57H226V56H225ZM235 57H236V56H235ZM241 57H242V56H241ZM249 57H250V56H249ZM249 57H248V58H249ZM252 57H253V56H252ZM256 57H257V56H256ZM33 58H32V59H33ZM79 58H80V57H79ZM79 58H78V59H79ZM92 58H93V57H92ZM96 58H98V57H96ZM103 58H104V57H103ZM118 58H120V57H118ZM147 58H149V57H147ZM205 58H206V57H205ZM222 58H223V57H222ZM228 58H229V57H228ZM243 58H244V57H243ZM49 59H50V60H49ZM49 59H48V60H49L52 64H55V61L53 62V61L51 60V58H49ZM53 59H54V58H53ZM58 59H59V58H58ZM61 59H62V58H60V60H61ZM122 59H123V58H122ZM135 59H136V58H135ZM149 59H150V58H149ZM159 59H160V58H159ZM211 59H212V58H211ZM258 59H259V57H258ZM30 60H31V59H30ZM42 60H44V58H43ZM76 60H77V59H76ZM110 60H111V59H110ZM131 60H132V58H131ZM144 60H145V59H144ZM146 60H147V59H146ZM163 60H164V59H163ZM223 60H224V59H223ZM236 60H237V59H236ZM38 61H39V60H38ZM115 61H117V60H115ZM115 61L113 60V62H115ZM122 61H123V60H122ZM128 61H129V60H128ZM136 61H137V60H136ZM157 61H158V60H157ZM160 61H161V60H160ZM231 61H232V60H231ZM231 61H230V62H231ZM233 61H234V60H233ZM243 61H244V60H243ZM29 62H30V61H29ZM29 62H27V63H29ZM46 62H48V61H45V62H43L42 64L45 65ZM56 62H57V61H56ZM60 62H61V61H60ZM66 62H69V61L67 60ZM118 62H119V61H118ZM120 62H121V61H120ZM208 62H211V63H212V68H211V69L213 70V69H214V63H213L212 60L209 59V61H205V63H203V64L201 63V64L204 66V68H207V67H206V64H207ZM223 62H224V61H223ZM250 62H251V61H250ZM257 62H258V61H257ZM36 63H37V62H36ZM40 63H41V61H40ZM62 63H65V61H63ZM62 63H60V64H62ZM84 63H85V62H84ZM84 63H82V64H84ZM99 63H100V62H99ZM130 63H131V62H130ZM156 63L158 64V62H156ZM156 63H155V64H156ZM175 63L177 64V62H175ZM187 63H188V62H187ZM241 63H242V62H241ZM241 63H240V64H241ZM247 63H248V62H247ZM32 64H34V63H32ZM32 64H31V65H32ZM47 64H48V63H47ZM58 64H59V63H58ZM80 64H81V63H80ZM89 64H90V63H89ZM95 64H97V63H95ZM100 64L102 65V63H100ZM126 64H127V63H126ZM135 64H136V63H135ZM231 64H232V63H231ZM263 64H264V63H263ZM263 64H262L261 66H263ZM17 65H18V64L14 65V66H17ZM31 65H30V69H31V67H32ZM34 65H35V64H34ZM34 65H33V66H34ZM39 65H40V64H38V66H39ZM44 65H43V66H44ZM85 65H88V64H85ZM107 65H108V64H107ZM141 65H144V64H141ZM160 65H161V64H160ZM187 65H188V64H187ZM215 65H216V64H215ZM235 65H236V64H235ZM245 65H246V64H245ZM251 65H252V64H251ZM20 66H21V65H20ZM28 66H29V65H28ZM45 66H46V65H45ZM45 66H44V68H45ZM61 66H62V65H61ZM73 66H74V65H73ZM129 66H130V65H129ZM132 66H133V65H132ZM149 66H151V64H150ZM152 66H153V65H152ZM154 66H155V65H154ZM176 66H177V65H176ZM184 66H185V64H184ZM230 66H231V65H230ZM242 66H243V65H242ZM247 66H248V65H247ZM249 66H250V65H249ZM259 66H260V65H259ZM36 67H37V66H36ZM51 67H54V65H53V66L51 65ZM56 67H57V65H56ZM62 67H63V66H62ZM77 67H79V68L81 69V71H80L79 73H77V72L75 71V69H76ZM101 67H102V66H101ZM109 67H110V66H109ZM138 67H139V66H138ZM155 67H156V66H155ZM166 67H167V66H166ZM169 67H170V66H169ZM218 67H219V66H218ZM222 67H223V66H222ZM251 67H252V66H251ZM257 67H258V66H257ZM257 67H255V69H257ZM22 68H24V67L22 66ZM26 68H27V67H26ZM26 68H24V70H25V72H26V70H27V72H28L29 69H26ZM28 68H29V67H28ZM33 68H35V67H32V69H33ZM39 68H40V67H39ZM54 68H55V67H54ZM58 68H59V67H58ZM69 68H70V67H69ZM90 68H91V67H90ZM107 68H108V67H107ZM119 68H120V67H119ZM129 68H130V67H129ZM139 68H141V67H139ZM156 68H158V67H156ZM17 69H18V66H17ZM62 69H63V68H62ZM71 69H72V70H71L70 73L75 74V78H76V79H80V78H82L81 76H83V69H82L80 66H74L73 68L71 67ZM86 69H87V68H86ZM165 69H166V68H165ZM247 69H248V67H247ZM7 70H9V69H7ZM18 70H19V69H18ZM24 70H20V71H23V72H24ZM36 70H37V69H36ZM43 70H44V69H43ZM43 70H42V71H43ZM55 70H57V69H55ZM63 70H65V69H63ZM63 70H62V71H63ZM66 70H67V69H66ZM135 70H136V69H135ZM192 70H193V69H192ZM218 70H219V68H218ZM233 70H234V69H233ZM251 70H252V69H251ZM57 71H58V70H57ZM101 71H102V70H101ZM132 71H133V70H132ZM156 71H157V70H156ZM156 71H155V73H156ZM158 71H159V70H158ZM175 71H176V70H175ZM214 71H215V70H214ZM226 71H227L228 73H230L231 70H230V68H227ZM238 71H239V70H238ZM243 71H244V70H243ZM16 72H17V71H16ZM29 72H30V71H29ZM33 72H34V71H33ZM37 72H38V71H37ZM49 72H51V71H49ZM53 72H54V71H53ZM55 72H56V71H55ZM90 72H91V71H90ZM106 72H107V71H106ZM191 72H192V71H191ZM215 72H216V71H215ZM252 72H254V71H252ZM30 73H32V72H30ZM43 73H45V72L43 71ZM66 73H67V72H66ZM84 73L86 74V73H88V72H85V71H84ZM118 73H119V72H118ZM160 73H161V71H160ZM160 73H159V74H160ZM201 73H202V72H201ZM222 73H223V72H222ZM222 73H221V74H222ZM228 73H227V74H228ZM233 73H234V72H233ZM233 73H232V74H233ZM237 73H238V72H237ZM262 73H263V72L261 71V74H262ZM22 74H24V73H22ZM25 74H26V73H25ZM25 74H24V75H25ZM27 74H29V73H27ZM27 74H26V75H27ZM33 74H34V73H33ZM35 74H36V73H35ZM37 74H38V73H37ZM45 74H46V73H45ZM51 74H52V73H51ZM51 74H50V75H51ZM60 74H61V73H60ZM63 74H65L64 71H63ZM63 74H61V75H63ZM108 74H109V73H107L106 75H108ZM116 74H117V72H116ZM159 74H158V75H159ZM189 74H190V73H189ZM211 74H212V72H211ZM29 75H30V74H29ZM29 75H27V76H29ZM58 75H59V74H58ZM65 75H66V74H65ZM150 75H151V74H150ZM154 75H155V74H154ZM158 75L156 74V77H157ZM160 75H162V74H160ZM166 75H169V74H166ZM194 75H196V74H194ZM218 75H219V74H218ZM239 75H240V74H239ZM241 75H243V74H241ZM31 76H32V75H31ZM34 76H36V75H34ZM34 76H33V77H34ZM37 76H38V75H37ZM40 76H41V74H40ZM46 76H48V75H46ZM70 76H72V75H70ZM151 76H153V75H151ZM151 76H150V77H151ZM164 76H165V75H164ZM170 76H171V75H169V79H170ZM180 76H182V75H180ZM184 76H185V75H184ZM215 76H216V74H215ZM14 77H15V76H14ZM77 77H79V78H77ZM86 77H87V76H86ZM103 77H105V76H103ZM115 77H116V76H115ZM140 77H141V76H140ZM156 77H155V79H156ZM53 78H54V76H53ZM93 78H94V77H93ZM116 78H117V77H116ZM116 78H110V82H109L108 84H109V87L112 88V91H117V92H119L120 82H119V83H118V81L116 82V80H117ZM118 78H119V77H118ZM134 78H135V77H134ZM136 78H137V77H136ZM147 78H149V77H147ZM172 78H173V75H172ZM174 78H175V77H174ZM178 78H179V77H178ZM242 78H243V77H242ZM31 79H35V78H32V77H31ZM46 79H48V78H46ZM56 79H57V78H56ZM83 79H84V78H83ZM89 79H90V78H89ZM119 79H120V78H119ZM138 79H139V78H138ZM150 79H151V78H150ZM165 79H166V78H165ZM167 79H168V78H167ZM169 79H168V81H170ZM194 79H195V78H194ZM209 79H210V78H209ZM236 79H237V78H236ZM240 79H241V78H240ZM38 80H39V79H38ZM51 80H52V79H50V80H48V81L50 82ZM57 80H58V79H57ZM96 80H97V79H96ZM96 80H95V81H96ZM102 80H103V79H102ZM143 80H144V79H143ZM157 80H159V79H157ZM0 81L2 82V80H0ZM44 81H45V79H44ZM53 81L57 84V81H55V79H54ZM78 81H79V80H78ZM148 81H149V80H148ZM155 81H156V80H155ZM159 81H160V80H159ZM162 81H163V80H162ZM184 81H185V80H184ZM226 81H227V80H226ZM229 81H230V80H229ZM250 81H251V80H250ZM1 82H0V85H2V83H3V82H2V83H1ZM35 82H36V81H35ZM40 82H42V81H40ZM45 82H46V81H45ZM63 82H64V81H63ZM84 82H85V80H84ZM103 82H104V81H103ZM149 82H150V81H149ZM160 82H161V81H160ZM181 82H182V81H181ZM181 82H179V83H181ZM206 82H207V81H206ZM243 82H244V81H243ZM245 82H246V81H245ZM259 82H260V81H259ZM32 83H33V82H32ZM58 83H59V82H58ZM73 83H75V82L73 81ZM79 83H80V81H79ZM79 83H78V85L80 86ZM85 83H86V82H85ZM147 83H148V82H147ZM195 83H196V82H195ZM221 83H222V82H221ZM255 83H256V82H255ZM29 84H30V83H29ZM35 84H37V82H36ZM35 84H34V86H35ZM66 84H67V82H66ZM108 84H107V85H108ZM132 84H133V88H134V93H133V94L136 96V99H137L138 97H137V95H136V91H135V87H134V86H135V85H134V82H132ZM150 84H151V83H150ZM161 84H163V83H161ZM30 85H31V84H30ZM38 85H39V84H38ZM40 85H41V84H40ZM40 85L37 86V87H40ZM48 85H49V83H48ZM54 85H55V84H54ZM60 85H61V84H60ZM71 85H72V84H71ZM78 85H77V86H78ZM84 85H87V83L84 84ZM88 85H90V84H88ZM92 85H93V84H92ZM92 85H91V86H92ZM107 85H105V86L107 87ZM144 85H145V84H144ZM151 85H152V84H151ZM165 85L167 86V84H165ZM178 85H179V84H178ZM180 85H181V84H180ZM194 85H195V84H194ZM198 85H199V83H198ZM202 85L204 86V84H202ZM223 85H224V84H223ZM241 85H242V84H241ZM21 86H22V85H21ZM62 86H63V85H62ZM66 86H67V85H66ZM66 86H65V87H66ZM69 86H70V84H69ZM77 86H76V84H75V87H74V88L77 89V88L79 87V86H78V87H77ZM145 86H146V85H145ZM147 86H149V85H147ZM162 86H163V85H162ZM166 86H163V88L166 87ZM172 86H173V85H171V87H172ZM190 86H191V85H190ZM213 86H214V85H213ZM224 86H225V85H224ZM3 87H4V85H3ZM80 87L82 88V86H80ZM80 87H79V88H80ZM92 87H93V86H92ZM92 87H91V88H92ZM106 87H105V89H107ZM168 87H169V86H168ZM168 87H167V88H168ZM173 87H174V86H173ZM173 87H172V88H173ZM195 87H196V85H195ZM206 87H207V86H206ZM211 87H212V86H210V88H211ZM229 87H230V86H229ZM232 87H233V86H232ZM234 87H235V86H234ZM239 87H240V86H239ZM16 88H17V87H16ZM30 88H31V87H30ZM32 88H33V87H32ZM40 88H43V87H40ZM57 88H58V87H57ZM57 88H56V89H57ZM63 88H64V87H63ZM69 88H70V87H69ZM71 88H73V87L71 86ZM74 88H73V90L71 89V90H72L71 93H73ZM79 88H78V90H79ZM88 88H89V87H88ZM137 88H138V87H137ZM148 88H149V87H148ZM161 88H162V87H161ZM161 88H160V89H161ZM167 88H166V89H167ZM180 88H181V87H180ZM183 88H184V87H183ZM190 88H191V87H190ZM196 88H197V87H196ZM207 88H208V87H207ZM221 88H222V87H221ZM221 88H220V89H221ZM226 88H227V87H226ZM237 88H238V87H237ZM237 88H236V89H237ZM240 88H241V87H240ZM247 88H248V87H247ZM250 88H251V87H250ZM36 89H38V88H36ZM36 89H35V90H36ZM49 89H50V88H49ZM58 89H59V88H58ZM58 89H57V90H58ZM146 89H147V88H146ZM222 89H223V88H222ZM232 89H233V88H232ZM251 89H253V88H251ZM3 90H6L5 87H4ZM35 90H34V93H35ZM44 90H46V89H44ZM52 90H53V89H52ZM78 90H77V91H78ZM80 90H81V89H80ZM86 90H87V91H86ZM86 90H85V91L88 92V89H86ZM89 90L92 91V89H89ZM100 90H101V89H100ZM102 90H103V88H102ZM108 90H109V88H108ZM108 90H107V92H108ZM164 90H165V88H164ZM174 90H175V89H173V91H174ZM176 90H177V89H176ZM178 90H179V89H178ZM207 90H208V89H207ZM211 90H212V89H211ZM211 90H210V91H211ZM213 90H215V89H213ZM224 90H225V89H224ZM240 90H241V89H240ZM255 90H257V89H255ZM22 91H23V90H22ZM40 91H41V90H40ZM40 91H38L37 93L40 94ZM53 91H54V90H53ZM77 91H76V92H77ZM91 91H90V92H91ZM161 91H162V89H161ZM180 91H181V89H180ZM202 91H203V89H202ZM216 91H217V90H216ZM225 91H226V90H225ZM225 91H224V92H225ZM246 91H247V90H246ZM260 91H262V90H260ZM260 91H259V92H260ZM2 92H5V91H2ZM23 92H24V91H23ZM51 92H52V91H51ZM62 92H67V91H62ZM107 92H106V93H107ZM144 92H145V91H144ZM152 92H154V91H152ZM156 92H157V91H156ZM168 92H169V91H168ZM0 93H1V92H0ZM24 93H25V92H24ZM29 93H30V92H29ZM52 93H53V92H52ZM74 93H75V91H74ZM196 93H197V92H196ZM213 93H214V92H213ZM215 93H216V92H215ZM234 93H235V92H234ZM255 93H256V92H255ZM5 94H6V92H5ZM35 94H36V93H35ZM39 94H37V95H39ZM62 94H63V93H62ZM64 94H65V93H64ZM89 94H90V93H89ZM92 94H93V92H92ZM102 94H103V93H101V95H102ZM138 94H139V93H138ZM146 94H147V93H146ZM153 94H155V93H153ZM220 94H221V93H220ZM258 94H259V93H258ZM260 94H261V93H260ZM85 95H86V94H85ZM94 95H95V94H94ZM94 95H91V96H94ZM96 95H98V94H96ZM101 95L99 94V97H100ZM103 95H104V94H103ZM147 95H148V94H147ZM222 95H223V94H222ZM240 95H241V94H240ZM254 95H255V94H254ZM23 96H24V95H23ZM51 96H52V95H51ZM51 96H50V97H51ZM56 96H57V95H56ZM58 96H59V95H58ZM72 96H74V95H72ZM77 96H78V95H77ZM77 96H75V97H77ZM88 96H89V95H87L86 97H88ZM91 96H90V97H91ZM106 96L108 97V95H106ZM139 96H140V94H139ZM150 96H151V95H150ZM150 96H149V97H150ZM185 96H186V95H185ZM193 96H195V95H193ZM201 96H202V95H201ZM204 96H205V95H204ZM209 96H210V95H209ZM50 97H49V98H50ZM79 97H80V96H79ZM79 97H77L78 100L80 99ZM140 97H142V96H140ZM183 97H184V96H183ZM207 97H208V96H207ZM223 97H225V95H224ZM231 97H232V95H231ZM24 98H25V97H24ZM47 98H48V97H47ZM157 98H158V97H157ZM157 98H156L155 100H157ZM194 98H196V97H194ZM213 98H214V97H213ZM233 98H235V96H234ZM44 99H46V98H44ZM51 99H52V98H51ZM55 99H56V97H54V101H55ZM75 99H76V98H75ZM88 99H89V98H87V100H88ZM98 99H99V98H98ZM104 99H105V97H104ZM136 99H135V100H136ZM146 99H147V98H146ZM158 99H159V98H158ZM160 99H161V98H160ZM160 99H159V100H160ZM168 99H171L172 102H174V101H173V97H170V98H168ZM168 99H166V101H167ZM183 99H184V98H183ZM214 99H215V98H214ZM216 99H217V98H216ZM223 99H224V98H223ZM230 99H231V98H230ZM263 99H264V98H263ZM1 100H2V99H1ZM26 100H27V99H26ZM46 100H47V99H46ZM48 100H49V99H48ZM68 100H69V99H68ZM96 100H97V99H96ZM135 100H133V101H135ZM140 100H141V99H140ZM151 100H153V99H151ZM175 100H177V99H175ZM212 100H213V99H212ZM231 100L234 101V99H231ZM236 100H237V102L239 101L237 98H236ZM254 100H255V99H254ZM256 100H257V99H256ZM64 101H65V100L63 99V102H64ZM97 101H98V100H97ZM133 101H127L126 103L133 102ZM166 101H165V102H166ZM218 101H220V100H218ZM225 101H226V100H225ZM229 101H230V100H229ZM261 101H262V100H261ZM27 102H28V101H27ZM49 102H50V101H49ZM66 102H68V101H66ZM85 102H87V101H85ZM105 102H107V101H104L103 103H105ZM120 102H121V101H120ZM137 102H138V101H137ZM139 102H140V101H139ZM148 102H149V101H148ZM165 102H164V104H165ZM181 102H182V101H181ZM206 102H207V101H206ZM216 102H217V101H216ZM237 102H236V103H237ZM239 102H242V100H240ZM239 102H238V103H239ZM245 102H246V100H245ZM257 102H258V101H257ZM263 102H264V100H263ZM24 103H25V102H23V104H24ZM35 103H36V102H35ZM53 103H54V102H53ZM59 103H60V102H59ZM110 103H111V102H110ZM185 103H186V102H185ZM236 103H235V104H236ZM249 103H250V102H249ZM23 104H22V105H23ZM64 104H65V102H64ZM78 104H82V103L79 102ZM83 104H85V103H83ZM96 104H97V103H96ZM96 104H95V105H96ZM115 104L117 105V103H115ZM121 104H123V103H121ZM134 104H135V103H134ZM143 104H144V103H143ZM145 104H146V103H145ZM145 104H144V105H145ZM148 104H151V103H148ZM164 104L161 106V107H162V110H163V106H164ZM176 104H177V103H176ZM176 104H175V105H176ZM186 104H188V103H186ZM217 104H219V103L217 102ZM227 104H228V103H227ZM229 104H230V106H231L232 103L229 102ZM229 104H228V106H229ZM233 104H234V103H233ZM240 104H242V103H240ZM246 104H247V103H246ZM261 104H263V103H261ZM24 105H25V104H24ZM31 105H32V104H31ZM41 105H42V104H41ZM65 105H67V104H65ZM86 105H87V104H86ZM112 105H113V104H112ZM116 105H115V106H116ZM118 105H119V104H118ZM118 105H117V106H118ZM154 105H155V104H154ZM159 105H160V104H159ZM159 105H157L156 108H157ZM27 106L29 107V105H27ZM79 106H81V105H79ZM87 106H88V105H87ZM117 106H116V107H117ZM135 106H136V105H135ZM152 106H153V104H152ZM230 106H229V107H230ZM234 106H235V105H234ZM242 106H243V105H242ZM249 106H250V105H249ZM259 106H260V105H259ZM24 107H25V106H24ZM33 107H35V106H33ZM36 107H38V106L36 105ZM89 107H91V105H89ZM103 107H104V106H103ZM105 107H106V106H105ZM105 107H104V110H106V108H107V107H106V108H105ZM108 107H109V106H108ZM128 107H130V106L128 105ZM131 107H132V106H131ZM136 107H137V106H136ZM139 107H140V106H139ZM149 107H150V106H149ZM174 107H175V106H174ZM195 107H196V106H195ZM225 107H226V106H225ZM263 107H264V106H263ZM77 108H78V107H77ZM100 108H102V107H100ZM132 108H133V107H132ZM132 108H131V109H132ZM226 108H227V107H226ZM230 108H231V107H230ZM235 108H237V107H235ZM241 108H242V107H241ZM25 109H26V108H25ZM28 109H30V107H29ZM61 109H62V108H61ZM88 109H89V108H88ZM102 109H103V108H102ZM109 109H111V108H109ZM109 109H108V110H109ZM113 109L116 110V108H114V107H113ZM139 109H140V108H139ZM157 109H158V108H157ZM175 109H176V108H175ZM191 109H192V108H191ZM209 109H210V108H209ZM227 109H228V108H227ZM78 110H79V109H78ZM84 110H85V109H84ZM98 110H99V109H98ZM133 110H134V109H133ZM152 110H153V108H152ZM158 110H160V108H159ZM170 110H171V105H169V106L167 107V115H168V116H169V114H170ZM193 110H194V109H193ZM231 110H232V108H231ZM249 110H250V107H249ZM67 111H68V110H67ZM80 111H81V110H80ZM87 111H88V110H87ZM93 111H94V109H93ZM95 111H96V110H95ZM111 111H112V110H111ZM138 111H139V110H138ZM155 111H156V110H155ZM155 111H154V113H155ZM176 111H177V110H176ZM215 111H216V110H215ZM223 111H224V110H223ZM259 111H260V110H259ZM57 112H58V111H57ZM68 112H69V111H68ZM74 112H75V111H74ZM81 112H82V111H81ZM102 112H103V111H102ZM104 112H105V111H104ZM150 112H151V111H150ZM171 112H172V111H171ZM211 112H212V111H210V116H212V115L214 116L213 112H212V113H211ZM75 113H76V112H75ZM78 113H79V112H78ZM89 113H90V111H89ZM97 113H99V112H97ZM132 113H133V112H132ZM134 113H136V111H134ZM138 113H140V112H138ZM142 113H144V112H142ZM142 113H140V114L142 115ZM163 113H164V111H163ZM191 113H192V111H191ZM198 113H199V112H198ZM216 113H217V112H216ZM219 113H220V112H219ZM222 113H223V112H222ZM248 113L250 114V112H248ZM10 114H12V113H10ZM67 114H68V113H67ZM79 114H80V113H79ZM95 114H96V113H95ZM151 114H152V113H151ZM156 114L158 115V113H156ZM181 114H182V113H180V115H181ZM195 114H196V113H195ZM199 114H200V113H199ZM203 114H204V113H203ZM211 114H212V115H211ZM238 114H239V113H238ZM244 114H245V113H244ZM260 114H261V113H260ZM83 115H84V114H83ZM90 115H91V114H90ZM98 115H99V114H98ZM153 115H154V114H153ZM153 115H152V116H153ZM157 115H156V116H157ZM159 115H160V113H159ZM159 115H158V116H159ZM180 115H178V116H180ZM184 115H185V117H187L186 119H188V116H190V115H188V114H186V113H185ZM186 115H188V116H186ZM218 115H220V114H218ZM226 115H227V114H226ZM226 115H224V116H226ZM250 115H252V113H251ZM255 115H256V114H255ZM35 116H36V115H35ZM103 116H104V115H103ZM150 116H151V115H150ZM158 116H157V117H158ZM242 116H243V115H242ZM244 116H245V115H244ZM256 116H257V115H256ZM72 117H73V116H72ZM85 117H86V116H85ZM91 117H92V116H91ZM106 117H109V116H106ZM142 117H143V115H142ZM142 117H141V119H142ZM185 117H184V118H185ZM215 117H216V116H215ZM221 117H222V116H221ZM240 117H241V116H240ZM253 117H254V116H253ZM259 117H260V116H259ZM76 118H77V117H76ZM83 118H84V117H83ZM83 118H82V119H83ZM121 118H122V117H121ZM129 118H130V117H129ZM145 118H146V117H145ZM145 118H144V119H145ZM149 118H150V117H149ZM171 118H173V117L171 116ZM180 118H181V117H180ZM184 118H183V120H185ZM189 118H190V117H189ZM192 118H193V117H192ZM194 118H195V116H194ZM196 118H197V116H196ZM212 118H213V117H212ZM254 118H255V117H254ZM254 118H253V119H254ZM43 119H44V118H43ZM89 119H90V118H89ZM124 119H125V118H124ZM124 119H122L121 121L123 122ZM136 119H137V118H136ZM136 119L134 118V120H136ZM138 119H139V118H138ZM181 119H182V118H181ZM190 119H191V118H190ZM222 119H223V118H222ZM235 119H237V121H235ZM251 119H252V118H251ZM95 120H96V119H95ZM125 120H126V119H125ZM125 120H124V121H125ZM127 120H128V117H127ZM127 120H126V121H127ZM131 120H132V119H131ZM146 120H147V119H146ZM149 120H150V119H149ZM160 120H161V119H160ZM160 120H159V122H160ZM175 120H176V116H175ZM203 120H204V118H203ZM224 120H225V118H224ZM246 120H247V119H246ZM260 120H261V119H260ZM15 121H16V120H15ZM44 121H45V120H44ZM66 121H67V120H66ZM70 121H71V120H70ZM75 121H77V120H75ZM89 121H90V120H89ZM112 121H114V120H112ZM128 121H129V120H128ZM128 121H127V122H128ZM147 121H148V120H147ZM166 121H167V120H166ZM172 121H174V120H172ZM172 121H171V122H172ZM176 121H177V120H176ZM185 121H186V120H185ZM185 121H184V122H185ZM196 121H197V120H196ZM196 121H195V122H196ZM242 121L244 122V120H242ZM257 121H258V120H257ZM261 121H262V120H261ZM82 122H83V121H82ZM82 122H81V123H82ZM84 122H85V121H84ZM104 122H105V121H104ZM132 122H133V121H132ZM132 122H131V123H132ZM149 122H150V121H149ZM161 122H162V121H161ZM171 122L168 120L166 124H169V123H171ZM177 122H178V121H177ZM184 122H183V123H184ZM193 122H194V121H193ZM201 122H203V121H201ZM204 122H205V121H204ZM204 122H203V123H204ZM206 122H207V121H206ZM219 122H220V120H219ZM245 122H246V121H245ZM247 122H248V121H247ZM1 123L3 124V122H1ZM6 123H7V122H6ZM111 123H112V122H111ZM111 123H110V124H111ZM119 123H120V121H119ZM139 123H140V122H139ZM141 123H142V122H141ZM156 123H158V122H156ZM162 123H164V122H162ZM175 123H176V122H175ZM175 123H174V124H175ZM191 123H192V122H191ZM197 123H198V122H197ZM197 123H196V124H197ZM203 123H201V124H203ZM209 123H210V122H209ZM209 123H208V124H209ZM212 123H213V122H212ZM260 123H261V122H260ZM262 123L264 124V122H262ZM262 123H261V124H262ZM2 124H1V125H2ZM65 124H67V122H66ZM70 124H72V122H71ZM83 124H84V123H83ZM112 124H114V123H112ZM112 124H111V125H112ZM145 124H146V123H145ZM164 124H165V123H164ZM171 124H172V123H171ZM174 124H173V126H174ZM188 124H189V123H188ZM194 124H195V123H194ZM208 124H207V125H208ZM221 124H223V123L221 122ZM228 124H231V129H229L231 132L236 133V134H239V135L241 136V138H242V136H244V135L241 133V127L238 125V115H237V113L234 112V113H231L230 115H228V118L226 119V124H225V126H224V127H225V130H228V129H227ZM245 124H246V123H245ZM4 125H5V124H4ZM6 125H7V124H6ZM17 125H18V124H16V126H17ZM28 125L30 126L31 123L29 124V122H28ZM67 125H68V124H67ZM85 125H86V124H85ZM87 125H88V124H87ZM97 125H98V124H97ZM99 125H100V124H99ZM118 125H119V124H118ZM120 125H122V124L120 123ZM124 125H125V124H124ZM135 125H136V124H135ZM138 125H139V124H137V126H138ZM154 125H155V124H154ZM189 125H190V124H189ZM191 125H192V124H191ZM207 125H206V126H207ZM216 125H217V122H216ZM218 125H219V123H218ZM11 126H12V125H11ZM100 126H101V125H100ZM102 126H103V124H102ZM139 126H141V124H140ZM148 126H151V125H148ZM156 126H157V124H156ZM176 126H178V125H176ZM181 126H182V125H181ZM187 126H188V125H187ZM194 126H196V125H194ZM198 126H199V125H198ZM206 126H205V127H206ZM14 127H15V126H14ZM33 127L35 128V126H33ZM94 127H95V126H94ZM116 127H117V126H116ZM152 127H153V126H152ZM158 127H159V125H158ZM160 127H161V126H160ZM205 127H204V128H205ZM213 127H214V125H213ZM217 127L220 128V126H217ZM228 127H230V125H229ZM261 127H263V126L261 125ZM29 128H30V127H29ZM38 128H39V127H38ZM38 128L35 129V130L38 131L39 129H41V128H39V129H38ZM69 128H71V127H69ZM119 128H120V127H119ZM124 128H125V127H124ZM124 128H123V129H124ZM141 128H142V127H141ZM154 128L156 129V127H154ZM154 128H153V129H154ZM177 128H178V127H177ZM204 128H203V129H204ZM100 129H101V128H100ZM104 129H106V126H105ZM115 129H117V128H115ZM121 129H122V128H121ZM134 129H135V128H134ZM150 129H151V128H150ZM159 129H160V128H159ZM185 129H186V127H185ZM200 129H201V127H200ZM211 129H214V128L211 127ZM236 129H238V131H237ZM144 130H145V129H144ZM157 130H158V129H157ZM198 130H199V129H198ZM217 130H218V129H217ZM220 130H221V128H220ZM220 130H219V131H220ZM42 131H43V133H44V130H42ZM105 131L107 132V130H105ZM105 131L103 130V132H104L103 134H105ZM110 131H111V130H110ZM121 131H122V130H121ZM141 131H142V130H141ZM168 131H169V130H168ZM178 131H179V130H178ZM196 131H197V130H196ZM219 131H218V132H219ZM71 132H72V131H71ZM130 132H133V131H130ZM153 132H154V130H153ZM157 132H158V131H157ZM165 132H166V131H165ZM169 132H170V131H169ZM172 132H173V131H172ZM198 132H199V131H198ZM201 132H202V131H201ZM212 132H214V131H212ZM216 132H217V131H216ZM222 132H223V131H222ZM31 133H33V132H31ZM41 133H42V132H41ZM107 133L110 134L109 132H107ZM128 133H129V131H128ZM154 133H156V132H154ZM160 133H161V130H160ZM192 133H193V132H192ZM114 134H116V133L114 132ZM114 134H112V135L114 136ZM117 134H118V133H117ZM137 134H138V133H137ZM161 134H162V133H161ZM197 134H198V133H197ZM201 134H202V133H201ZM213 134H214V133H213ZM213 134H212V137H213ZM0 135H1V136H2V135L5 136V137H3V138L6 139V141H7L8 144H14V143H15V145L13 146V148L11 147V145H9V147H11V148L7 147L6 149L9 148V149H8V152L11 153V154H13V156H14V157L16 158V160L18 161V162L14 163V164L12 163V165H10L9 167H7V169H6V167H5L7 176H6V178H5V176H4V178H5L6 180H8V183H6L7 185L5 184V186H7V187H9V186L14 187V188H16L17 190H19L20 192L28 190V191H30L31 194H32V193L35 191V186H34V185L37 184V183H35L36 180L34 181V178H33L34 176H32V173H31L33 170H31V172H27V169H26V171L22 170L23 165H21V164H22V162H24V161L26 160V157H27V156H31V155H34V154H38V155H40V153L36 152L35 150H33V149H31V148H29V149L26 148V147H25L26 144H25L24 147H23L22 142H20L21 140H19V139L17 140V138H20V137H17V136H16V137H17V138H16L15 135H14V134L12 133V131L10 130V127L8 128V125H7V127L4 126V127H1V128H0ZM34 135H35V134H34ZM37 135H38V134H37ZM41 135H42V134H41ZM41 135H40V136H41ZM110 135H111V134H110ZM157 135H158V134H157ZM157 135H156V136H157ZM162 135H165V134H162ZM174 135H176V134H174ZM174 135H172V136H174ZM18 136H19V135H18ZM43 136H44V135H43ZM106 136H107V135H106ZM158 136H161V135H158ZM172 136H171V138H172ZM201 136H202V135H201ZM201 136H200V137H201ZM209 136H210V133H209ZM224 136H225V134H224ZM254 136H255V135H254ZM22 137H23V136H22ZM34 137H36V136H34ZM85 137H86V136H85ZM85 137H84V138H85ZM94 137H95V136H94ZM116 137L118 138V136H116ZM132 137H134V136L132 135ZM150 137H151V136H150ZM180 137H181V136H180ZM182 137H183V135H182ZM182 137H181V138H182ZM205 137H206V136H205ZM235 137H236V136H235ZM245 137H246V136H245ZM256 137H257V136H256ZM3 138H2V139H3ZM15 138H16V139H15ZM23 138H24V137H23ZM27 138H28V137H27ZM77 138H78V137H77ZM84 138H83V139H84ZM92 138H93V137H91L90 139H92ZM127 138H128V137H127ZM184 138H185V137H184ZM202 138H203V137H202ZM202 138L200 139L201 141H202ZM218 138H219V137H218ZM228 138H229V137H228ZM2 139H1V140H2ZM36 139H37V138H36ZM98 139H99V138H98ZM98 139H97V137H96L95 140H94V139H92V140H93V141H97ZM100 139H102V138H100ZM106 139H107V138H106ZM112 139H113V138H112ZM166 139H169V138H166ZM185 139H186V138H185ZM206 139H207V138H206ZM237 139H238V138H237ZM257 139H258V138H257ZM103 140H104V139H103ZM117 140H118V139H117ZM117 140H116V141H117ZM124 140H126V139H124ZM150 140H151V139H150ZM154 140H155V138H154ZM162 140H163V139H162ZM162 140H161V141H162ZM164 140H165V138H164ZM173 140H174V137H173ZM178 140H179V139H178ZM187 140H189V139H187ZM214 140H215V139H214ZM216 140H218V139L216 138ZM221 140H224V139H221ZM250 140H251V136H250V138H249V135H248V141L250 142ZM252 140H253V137H252ZM72 141H73V140H72ZM106 141H107V140H106ZM106 141H102V140H101V142H104V143H106ZM161 141H160V142H161ZM165 141H166V140H165ZM168 141H169V143H171V144H172V143H174V144L177 143V142H170V140H168ZM189 141H190V140H189ZM211 141H212V140H211ZM248 141H247L246 143H244V142H243V143H244V144H248ZM254 141H255V143H256L257 140H254ZM79 142H80V141H79ZM113 142H114V140H113ZM113 142L111 141L110 143L113 145ZM125 142H126V144H127V141H125ZM125 142H123V143H125ZM133 142H134V141H133ZM153 142H154V141H153ZM153 142L151 141V143H153ZM194 142H195V141H194ZM226 142H228V141H226ZM230 142H231V141H230ZM234 142H235V141H234ZM236 142H237V140H236ZM252 142H253V141H252ZM262 142H263V141H262ZM25 143H26V142H25ZM98 143L100 144V142H98ZM114 143H115V142H114ZM161 143H162V142H161ZM167 143H168V142H167ZM184 143H185V142H184ZM186 143H187V142H186ZM186 143H185V144H186ZM27 144H28V142H27ZM77 144H78V142H77ZM80 144H81V143H80ZM99 144H98V145H99ZM101 144H102V143H101ZM131 144H132V143H131ZM133 144H134V143H133ZM148 144H149V143H148ZM155 144H156V143H155ZM155 144H153V145L155 146ZM192 144H193V143H192ZM195 144H196V143H195ZM199 144H202V142H201V143L199 142ZM240 144H241V143H240ZM244 144H243V145H244ZM253 144H254V143H253ZM0 145H1V144H0ZM4 145H6V144H4ZM75 145H76V143H75ZM98 145H97V146H98ZM138 145H139V144H138ZM146 145H147V144H146ZM177 145H178V143H177ZM180 145H181V144H180ZM187 145H188V144H187ZM190 145H191V144H190ZM190 145H189V146H190ZM221 145H222V144H221ZM231 145H232V144H231ZM263 145H264V144H263ZM7 146H8V145H7ZM79 146H80V145H79ZM97 146H96V147H97ZM99 146H100V145H99ZM101 146H102V145H101ZM106 146H107V144H106L105 146H102V147H105V148H106ZM118 146L121 147V145H119V144H118ZM127 146H128V145H127ZM133 146H134V145H133ZM150 146H151V145H150ZM161 146H162V145H161ZM161 146H160V147H161ZM163 146H165V145H163ZM182 146H184V145H182ZM194 146H195V145H194ZM210 146H212V145H210ZM210 146H209V147H210ZM224 146H225V144H224ZM240 146H241V145H240ZM240 146H239V147H240ZM102 147H101V148H102ZM120 147H119V148H120ZM134 147H136V146H134ZM172 147H173V145H172ZM192 147H193V145H192ZM200 147L202 148V146H200ZM200 147H199V149H200ZM228 147H229V146H228ZM232 147H233V146H232ZM234 147L236 148V146H234ZM234 147H233V148H234ZM241 147H242V146H241ZM250 147H251V146H250ZM2 148H3V147H2ZM2 148H1V149H2ZM80 148H81V147H80ZM116 148H117V147H116ZM125 148H126V146H125ZM129 148H130V147H129ZM162 148H163V147H162ZM173 148H174V147H173ZM207 148H208V147H207ZM243 148H244V147H243ZM246 148H247V147H246ZM15 149H19L20 151L16 152L17 150H15ZM34 149H35V148H34ZM102 149H103V148H102ZM102 149H101V150H102ZM110 149H111V148H110ZM153 149H154V148H153ZM157 149H158V148H157ZM192 149H193V148H192ZM221 149H222V148H221ZM249 149H250V148H249ZM36 150H37V149H36ZM40 150H41V149H40ZM79 150H80V149H79ZM108 150H109V147H108ZM112 150H113V149H112ZM135 150H137V149H135ZM206 150H207V149H206ZM209 150H210V149H209ZM230 150H231V149H230ZM5 151H6V150H5ZM41 151H42V150H41ZM97 151H99V150H97ZM106 151H107V150H106ZM132 151H133V150H132ZM132 151H131V153L134 152V151H133V152H132ZM167 151H168V150H167ZM220 151H222V150H220ZM233 151H234V150H233ZM235 151H236V149H235ZM248 151H249V150H248ZM101 152H102V151H101ZM108 152H109V151H108ZM135 152H136V151H135ZM141 152H142V150H141ZM147 152H148V150H147ZM151 152H152V151H151ZM158 152H159V151H158ZM161 152H163V151H161ZM185 152H186V151H185ZM227 152H228V151H227ZM241 152H242V151H241ZM243 152H244V151H243ZM43 153H44V152H43ZM67 153H69V152H67ZM70 153H71V152H70ZM74 153H75V152H74ZM78 153H79V152H78ZM89 153L92 154V152H88V153H86V154H88V157H90V155H91V154H89ZM94 153H95V152H94ZM102 153H105V152H102ZM154 153H155V152H154ZM159 153H160V152H159ZM182 153H183V152H182ZM195 153H196V151H195ZM207 153H208V152H207ZM209 153H211V152L209 151ZM246 153H247V152H246ZM82 154H84V153L82 152ZM86 154H85V155H86ZM98 154H99V153H98ZM105 154H107V153H105ZM113 154H114V153H113ZM140 154H142V153H140ZM150 154H151V153H150ZM167 154H168V153H167ZM1 155H3V154L1 153ZM1 155H0V158H1ZM72 155H73V154H72ZM80 155H81V154H80ZM110 155H111V154H110ZM120 155H121V154H120ZM151 155H152V154H151ZM157 155H158V153H157ZM172 155H173V154H172ZM179 155H180V154H179ZM187 155H188V154H187ZM215 155H217V154H215ZM222 155H223V154H222ZM262 155H263V154H262ZM4 156H5V155H4ZM35 156H36V155H35ZM43 156H44V154H43ZM81 156H82V155H81ZM126 156H127V155H126ZM134 156H135V155H134ZM259 156H260V155H259ZM259 156H257V158H258ZM41 157H42V156H41ZM63 157H64V156H63ZM65 157L68 158V156H66V155H65ZM83 157H84V156H83ZM106 157H107V156H106ZM106 157H103V158L105 159ZM108 157H109V156H108ZM119 157H120V156H119ZM161 157H162V156H161ZM161 157H160V158H161ZM165 157H166V156H165ZM2 158H3V156H2ZM32 158H33V157H32ZM38 158H39V157H38ZM45 158H47V157H45ZM126 158H127V157H126ZM126 158L124 157V159H126ZM143 158H144V157H143ZM149 158H150V157H149ZM156 158H157V157H156ZM166 158H168V157H166ZM189 158H190V157H189ZM211 158H212V156H211ZM213 158H214V155H213ZM213 158H212V159H213ZM255 158H256V157H255ZM255 158H254V159H255ZM7 159H8V158H7ZM41 159H42V158H41ZM59 159H60V158H59ZM61 159H62V158H61ZM99 159H100V157L98 156V159H97V160H99ZM114 159H115V158H114ZM117 159H118V158H117ZM128 159H129V158H128ZM206 159H207V158H206ZM222 159H223V158H222ZM249 159H250V158H249ZM2 160H3V159H2ZM32 160H33V159H32ZM35 160H36V159H35ZM42 160H44V158H43ZM86 160H87V159H86ZM156 160H158V159H156ZM164 160H165V159H164ZM223 160H224V159H223ZM227 160H229V159H227ZM233 160H235V159H233ZM236 160H237V159H236ZM30 161H31V160H30ZM52 161H53V159H52ZM87 161L89 162V159H88ZM99 161H100V160H99ZM104 161H105V160H104ZM107 161H108V160H107ZM125 161H126V160H125ZM125 161H123V162L125 163ZM210 161H211V160H210ZM241 161H242V160H241ZM243 161H244V160H243ZM252 161H254V160H252ZM19 162H20V163H19ZM34 162H36V161H34ZM68 162H69V161H68ZM91 162H93V161H91ZM91 162H90V163H91ZM105 162H106V161H105ZM113 162H114V161H113ZM127 162H128V161H127ZM127 162H126V163H127ZM137 162H138V160H137ZM156 162H157V161H156ZM183 162H184V161H183ZM211 162H213V161H211ZM231 162H233V161L231 160ZM231 162H230V163H231ZM249 162H250V161H249ZM30 163H31V162H30ZM36 163H37V162H36ZM40 163L42 164V162H40ZM69 163H70V162H69ZM71 163H72V162H71ZM71 163H70V164H71ZM76 163H77V162H76ZM82 163H83V162H82ZM94 163H95V162H94ZM138 163H139V162H138ZM205 163H206V162H205ZM216 163H217V161H216ZM218 163H219V162H218ZM230 163H229V164H230ZM45 164H46V163H45ZM65 164L67 165V163H65ZM70 164H69V165H70ZM72 164H73V163H72ZM72 164H71V166H72ZM83 164H84V163H83ZM91 164H93V163H91ZM106 164H107V163H106ZM113 164H114V163H113ZM113 164H112V165H113ZM115 164H116V163H115ZM157 164H158V163H157ZM214 164H215V163H214ZM220 164H221V163H220ZM225 164H226V162H225ZM241 164H242V163H241ZM254 164H255V163H254ZM51 165H52V164H51ZM53 165H54V164H53ZM77 165H78V163H77ZM81 165H82V164H81ZM93 165H94V164H93ZM104 165H105V164H104ZM171 165H172V164H171ZM193 165H194V164H192V166H193ZM211 165H212V164H211ZM243 165H244V164H243ZM262 165H263V164H262ZM49 166H50V165H49ZM83 166H84V165H83ZM90 166H91V165H90ZM95 166H96V165H94V167H95ZM97 166H98V165H97ZM192 166H191V167H192ZM215 166H216V164H215ZM257 166H258V164H257ZM43 167H46V166H44V163H43ZM47 167H48V166H47ZM73 167H74V166H73ZM76 167H77V166H76ZM76 167H74V168H76ZM84 167H85V166H84ZM102 167H103V166H102ZM107 167H111V166H110V165H109V166L107 165ZM163 167H164V165H163ZM170 167H171V166H170ZM173 167H175V166H173ZM176 167H177V165H176ZM217 167H219V166H217ZM221 167H222V166H221ZM227 167H228V165H227ZM258 167H259V166H258ZM99 168H100V166H99ZM99 168H98V169H99ZM105 168H106V167H105ZM166 168H167V167H166ZM225 168H226V167H225ZM64 169H66V168H64ZM70 169H72V168H70ZM88 169H89V168H88ZM111 169H112V168H111ZM122 169H124V168H122ZM187 169H188V168H187ZM190 169H191V168H190ZM222 169H223V168H222ZM222 169H221V171H222ZM249 169H250V168H249ZM259 169H260V168H259ZM89 170H90V169H89ZM116 170H117V169H116ZM133 170H134V169H133ZM155 170H156V169H155ZM245 170H246V169H245ZM79 171H80V170H79ZM92 171H93V170H92ZM102 171H103V170H102ZM119 171H122V170H119ZM129 171H131V169H130ZM134 171H135V170H134ZM137 171H138V170H137ZM156 171H157V170H156ZM156 171H155V172H156ZM59 172H60V171H59ZM80 172H81V171H80ZM86 172H87V171H86ZM93 172H94V171H93ZM114 172H115V171H114ZM138 172H139V171H138ZM140 172H143V170L140 171ZM240 172H241V170H240ZM242 172H243V171H242ZM44 173H45V172H44ZM51 173H52V172H51ZM89 173H90V172H89ZM100 173H101V172H100ZM105 173H106V172H105ZM121 173H122V172H121ZM143 173H144V172H143ZM181 173H182V172H181ZM186 173H187V172H186ZM189 173H190V172H189ZM208 173H210V172H208ZM225 173H226V172H225ZM229 173H231V174L233 173V174H234L235 172L233 171V172H229ZM229 173H228L226 176H229ZM261 173H262V172H261ZM52 174H53V173H52ZM52 174H51V175H52ZM112 174H113V173H112V171H111V174H109V175H112ZM122 174H123V173H122ZM124 174H126V173L124 172ZM129 174H130V173H129ZM135 174H136V173H135ZM139 174H140V173H139ZM182 174H183V173H182ZM212 174H213V173H212ZM222 174H224V173H222ZM222 174H221V175H222ZM238 174H239V173H238ZM53 175H54V174H53ZM55 175H56V174H55ZM85 175H86V174H85ZM85 175H83V176H85ZM99 175H100V174H99ZM102 175H103V173H102ZM132 175H133V174H132ZM163 175H164V174H163ZM167 175H168V174H167ZM208 175H209V174H208ZM221 175L218 174V176H221ZM239 175H240V174H239ZM239 175H238V176H239ZM0 176H1V175H0ZM56 176H57V175H56ZM90 176H94V175L91 174ZM130 176H131V175H130ZM187 176H188V175H187ZM209 176H210V175H209ZM213 176H215V175H213ZM213 176H211V177H213ZM226 176H225V177H226ZM231 176H232L231 178H233V175H231ZM236 176H237V174H236ZM261 176H262V175H261ZM51 177H52V176H51ZM70 177H71V176H70ZM88 177H89V176H88ZM102 177H104V176H102ZM109 177H111V176H109ZM112 177H113V176H112ZM121 177H122V176H121ZM121 177H120L119 179H121ZM192 177H193V176H192ZM196 177H197V176H196ZM239 177H240V176H239ZM0 178H1V177H0ZM48 178H50V177H48ZM64 178H65V177H64ZM64 178H63V179H64ZM73 178H74V177H73ZM97 178H98V180H99V176H98ZM131 178H132V177H131ZM175 178H176V177H175ZM194 178H195V177H194ZM217 178H218V177H217ZM219 178H220V177H219ZM222 178H223V177H222ZM258 178H259V176H258ZM1 179H3V178H1ZM53 179H54V178H53ZM87 179H88V178H87ZM92 179H93V178H92ZM92 179H91V181H92ZM100 179H101V178H100ZM102 179H103V178H102ZM129 179H130V178H129ZM167 179H168V178H167ZM195 179H196V178H195ZM206 179H207V178H206ZM210 179H211V178H210ZM229 179H230V178H229ZM242 179H243V178H242ZM66 180H67V179H66ZM70 180H71V179H70ZM121 180H122V179H121ZM174 180H175V179H174ZM177 180H178V179H177ZM211 180H212V179H211ZM217 180H218V179H217ZM244 180H245V179H244ZM0 181H1V180H0ZM71 181H72V180H71ZM75 181H76V180H75ZM88 181H89V179H88ZM99 181H100V180H99ZM105 181H106V180H105ZM116 181H117V180H116ZM127 181H128V180H127ZM147 181H148V180H147ZM199 181H200V180H199ZM206 181H207V180H206ZM223 181H224V179H223ZM225 181H226V180H225ZM236 181H237V180H236ZM246 181H247V180H246ZM38 182H40V181H38ZM42 182H43V181H42ZM42 182H41V183H42ZM84 182H86V181H83V183H84ZM97 182H98V181H97ZM117 182H118V181H117ZM119 182H120V181H119ZM143 182H144V181H143ZM149 182H150V181H149ZM149 182H148V183H149ZM179 182H180V181L178 180V183H179ZM182 182H183V181H182ZM189 182H190V180L188 181V183H189ZM202 182H203V181H202ZM43 183H44V182H43ZM75 183H78V182H75ZM90 183H91V182H90ZM94 183H95V182H94ZM154 183H155V182H154ZM174 183H176V182H174ZM213 183H215V182L213 181ZM247 183H248V182H247ZM50 184H51V183H50ZM133 184H134V183H133ZM176 184H177V183H176ZM180 184H181V183H180ZM211 184H212V183H211ZM46 185H48V184H46ZM75 185H77V184H75ZM112 185H113V184H112ZM129 185H130V184H129ZM141 185H142V184H141ZM207 185H209V184L207 183ZM240 185H241V184H240ZM0 186L3 187L4 185L2 186V185L0 184ZM33 186H34V188H33ZM82 186H84V185H82ZM176 186H177V185H176ZM185 186H187V185H185ZM209 186H210V185H209ZM259 186H261V184H260ZM98 187H99V186H98ZM138 187H139V186H138ZM140 187H141V186H140ZM188 187H189V186H188ZM188 187H186V188H188ZM203 187H204V186H203ZM252 187H254V186H251V188H252ZM256 187H257V186H256ZM9 188H10V187H9ZM36 188H37V187H36ZM40 188H41V187H40ZM89 188H90V187H89ZM94 188H96V187H92V189H94ZM112 188H113V187H112ZM133 188H134V187H133ZM165 188H166V186H165ZM168 188H169V187H168ZM177 188H178V187H177ZM190 188H191V187H190ZM192 188H193V187H192ZM204 188H205V187H204ZM241 188H242V187H241ZM241 188H240V189H241ZM74 189H75V187H74ZM123 189H124V188H123ZM159 189H160V188H159ZM161 189H162V188H161ZM161 189H160V190H161ZM166 189H167V188H166ZM184 189H185V187H184ZM208 189L210 190L211 187L208 188V186H207V190H208ZM63 190H65V188H64ZM102 190L105 191V188L102 189ZM113 190H115V189H113ZM185 190H186V189H185ZM241 190H242V189H241ZM260 190H261V189H260ZM41 191H42V189H41ZM57 191L60 192V190H57ZM75 191H76V190H75ZM191 191H192V190H191ZM216 191H217V190H216ZM230 191H231V190H230ZM261 191H262V190H261ZM14 192H16V191H14ZM26 192H27V191H26ZM47 192H48V191H47ZM131 192H132V191H131ZM200 192H201V191H200ZM203 192H204V191H203ZM218 192H219V191H217V193H218ZM232 192H233V191H232ZM262 192H263V191H262ZM51 193H52V192H51ZM63 193H64V192H63ZM113 193H114V192H113ZM124 193H125V192H124ZM182 193L184 194V192H182ZM191 193H192V192H191ZM191 193H190V194H191ZM18 194H19V192H18ZM25 194H26V193H25ZM54 194H55V193H54ZM61 194H62V192H61ZM118 194H119V193H118ZM131 194H132V193H131ZM192 194H194V193H192ZM214 194H216V193L214 192ZM12 195H14L13 197H15V194H12ZM16 195H17V193H16ZM22 195H23V194H22ZM27 195H28V194H27ZM50 195H51V194H50ZM55 195H56V194H55ZM57 195H59V194H57ZM132 195H134V194H132ZM139 195H140V194H139ZM188 195H189V194H188ZM35 196H36V195H35ZM48 196H49V195H48ZM59 196H60V195H59ZM59 196H58V197H59ZM61 196H62V195H61ZM74 196H75V194H74ZM77 196H78V195H77ZM103 196H104V195H103ZM130 196H131V195H130ZM150 196H152V195H150ZM189 196H190V195H189ZM193 196H194V195H193ZM204 196H205V198H206L207 195H206V194H203V198H204ZM247 196H248V195H247ZM247 196H246V197H247ZM21 197H22V196H21ZM31 197H32V196H31ZM37 197H39V196H37ZM49 197H50V196H49ZM68 197H70V196H68ZM81 197H82V196H81ZM119 197H120V196H119ZM131 197H132V196H131ZM29 198H30V197H29ZM32 198H33V197H32ZM60 198H61V197H60ZM60 198H59V199H60ZM78 198H79V197H78ZM102 198H103V197H102ZM111 198H113V197H111ZM114 198H115V197H114ZM1 199H2V198H1ZM14 199H16V198H14ZM18 199H19V198H18ZM18 199H17V200H18ZM21 199L23 200V197H22ZM30 199H31V198H30ZM42 199H43V198H42ZM44 199H45V198H44ZM116 199H118V198H116ZM133 199H134V198H133ZM5 200H6V198H5ZM8 200H9V199H8ZM17 200H16V201H17ZM31 200H32V199H31ZM47 200H48V199H47ZM61 200H63V199H61ZM66 200H67V199H66ZM68 200H69V199H68ZM79 200H80V199H79ZM105 200H106V199H105ZM108 200H109V199H108ZM146 200H147V199H146ZM177 200H178V199H177ZM196 200H197V199H196ZM207 200H209V199L207 198ZM239 200H240V199H239ZM254 200H255V199H254ZM32 201H33V200H32ZM39 201H40V200H39ZM39 201H38V202H39ZM73 201H74V200H73ZM81 201H82V200H81ZM81 201H79V202H81ZM102 201H103V200H102ZM110 201H111V200H110ZM126 201H127V198H126ZM130 201H131V200H130ZM149 201H150V200H149ZM165 201H167V200H165ZM190 201H191V200H190ZM205 201H206V200H205ZM259 201H260V200H259ZM0 202H1V201H0ZM27 202H28V201H27ZM27 202H26V203H27ZM36 202H37V201H36ZM63 202H64V201H63ZM127 202H128V201H127ZM127 202L125 203V205H129ZM131 202H132V201H131ZM135 202H136V200H135ZM139 202H140V201H139ZM152 202H155V201H152ZM186 202H187V201H186ZM197 202H198V201H197ZM260 202H261V201H260ZM19 203H21V201H20ZM33 203H34V202H33ZM81 203H82V202H81ZM103 203H104V202H103ZM112 203H113V200H112ZM129 203H130V202H129ZM198 203H199V202H198ZM225 203H226V202H225ZM239 203H240V202H239ZM239 203H238V204H239ZM21 204H23V203H21ZM94 204H95V203H94ZM101 204H102V203H101ZM144 204H145V203H144ZM164 204H165V203H164ZM166 204H167V203H166ZM196 204H197V203H196ZM199 204H200V203H199ZM258 204H259V203H258ZM41 205H42V204H41ZM83 205H84V204H83ZM97 205H98V204H97ZM106 205H107V204H106ZM141 205H143V204H141ZM172 205H173V204H172ZM172 205H170V206H172ZM200 205H201V204H200ZM203 205H204V204H203ZM236 205H237V204H236ZM255 205H256V204H255ZM255 205H254V206H255ZM5 206H6V205H5ZM23 206H24V205H23ZM23 206H21V207L24 208ZM25 206H26V205H25ZM39 206H40V205H39ZM81 206H82V205H81ZM81 206H80V207H81ZM149 206H150V205H149ZM257 206H259V205H257ZM41 207H42V206H41ZM48 207H49V206H48ZM82 207H83V206H82ZM85 207H86V206H85ZM104 207H105V206H104ZM108 207H109V205H108ZM114 207H115V206H114ZM120 207H121V206H120ZM120 207H119V208H120ZM157 207H158V206H157ZM243 207H244V206H243ZM101 208H102V207H101ZM101 208H100V209H101ZM106 208H107V207H106ZM124 208H126V207H124ZM127 208H128V207H127ZM130 208H131V207H130ZM168 208H169V207H168ZM170 208H171V207H170ZM206 208H207V206H206ZM206 208H205V209H206ZM216 208H217V207H216ZM257 208H258V207H257ZM94 209H95V208H94ZM103 209H104V208H103ZM108 209H109V208H108ZM116 209H117V208H116ZM144 209H145V208H144ZM147 209H148V208H147ZM156 209H157V208H156ZM190 209H191V208H190ZM190 209H189V210H190ZM10 210H12V209H10ZM31 210H32V209H31ZM36 210H37V209H36ZM38 210H39V209H38ZM38 210H37V211H38ZM117 210H118V209H117ZM121 210H122V209H121ZM169 210H170V209H169ZM178 210H179V209H178ZM201 210H203V209H201ZM217 210H218V209H217ZM8 211H9V210H8ZM20 211H21V209H20ZM23 211H24V210H23ZM23 211H21V212H23ZM66 211H68V210L66 209ZM85 211H86V210H85ZM87 211H89V210H87ZM87 211H86V212H87ZM105 211H106V209H105ZM108 211H109V210H108ZM119 211H120V210H119ZM126 211H127V210H126ZM15 212H16V211H15ZM17 212H18V211H17ZM21 212H19V213H21ZM62 212H63V211H62ZM91 212H92V211H91ZM93 212H94V211H93ZM115 212H116V211H115ZM160 212L162 213V211H160ZM168 212H169V211H168ZM177 212H178V211H177ZM183 212H184V211H183ZM190 212H191V211H190ZM196 212H197V211H196ZM210 212H211V211H210ZM7 213H8V212H7ZM12 213H13V211H12ZM23 213H24V212H23ZM68 213H69V212H68ZM71 213H72V211H71ZM75 213H76V212H75ZM134 213H135V212H134ZM141 213H142V212H141ZM153 213H154V212H153ZM179 213H180V212H179ZM208 213H209V212H208ZM211 213H212V212H211ZM211 213H210V214H211ZM237 213H238V212H237ZM41 214H42V213H41ZM52 214H56V213H52ZM57 214H58V213H57ZM78 214H79V211H78ZM98 214H99V213H98ZM118 214H119V213H118ZM158 214H159V213H158ZM171 214H172V213H171ZM171 214H170V215H171ZM240 214H241V213H240ZM82 215H83V214H82ZM88 215H89V214H88ZM103 215H104V214H103ZM125 215H126V214H125ZM151 215H153V214L151 213ZM172 215H173V214H172ZM229 215H230V214H229ZM236 215H238V214H236ZM4 216H5V215H4ZM7 216H9V215H7ZM15 216H16V215H15ZM83 216H84V215H83ZM85 216H86V215H85ZM186 216H187V215H186ZM218 216H219V215H218ZM240 216H241V215H240ZM11 217H12V216H11ZM11 217H10V218H11ZM42 217H43V216H42ZM65 217H66V216H65ZM104 217H106V216H104ZM154 217H156V216H154ZM168 217H169V216H168ZM181 217H182V216H181ZM225 217H226V216H225ZM16 218H17V217H16ZM133 218H134V217H133ZM179 218H180V217H179ZM187 218H188V217H187ZM187 218H186V219H187ZM1 219H2V218H1ZM21 219H22V217H21ZM61 219H62V218H61ZM63 219H64V218H63ZM70 219L72 220L73 218H70ZM76 219H77V218H76ZM85 219H86V218H85ZM85 219H83V220H85ZM116 219H117V218H116ZM136 219H137V218H136ZM148 219H149V218H148ZM156 219H157V218H156ZM214 219H215V216H214ZM220 219H222V218H220ZM5 220H6V219H5ZM8 220H9V219H8ZM8 220H7V221H8ZM14 220H15V219H14ZM23 220H25V219H23ZM59 220H60V218H59ZM74 220H75V219H74ZM83 220H82V221H83ZM119 220H120V219H119ZM119 220H118V221H119ZM137 220H138V219H137ZM198 220H199V219H198ZM200 220H201V219H200ZM222 220H223V219H222ZM241 220H242V219H241ZM3 221H4V220H3ZM57 221H58V220H57ZM77 221H78V220H77ZM79 221H81V220H79ZM85 221H86V220H85ZM156 221H157V220H156ZM156 221H155V222H156ZM191 221H193V220H191ZM208 221H209V219H208ZM208 221H207V222H208ZM237 221H239V220H237ZM10 222H11V221H9V223H10ZM18 222H20V221H18ZM22 222H23V221H22ZM53 222H54V221H53ZM53 222H52V223H53ZM96 222H97V221H96ZM114 222H115V221H114ZM133 222H134V221H133ZM133 222H132V223H133ZM166 222H167V221H166ZM187 222H188V220H187ZM203 222H204V221H203ZM221 222H222V221H221ZM224 222H225V221H224ZM231 222L233 223V221H231ZM25 223H26V222H25ZM61 223H62V222H61ZM68 223H69V222H68ZM101 223H102V222H101ZM103 223H106V222H103ZM122 223H123V222H122ZM10 224H13V223H10ZM14 224H15V223H14ZM58 224H59V223H58ZM63 224H64V223H63ZM86 224H87V223H86ZM88 224H90V223H88ZM116 224H117V223H116ZM186 224H187V223H186ZM211 224H213V223L211 222ZM54 225H56V224H54ZM111 225H112V224H111ZM113 225H114V224H113ZM129 225H130V224H129ZM129 225H128V226H129ZM133 225H134V223H133ZM135 225H136V224H135ZM139 225H140V224H139ZM201 225H202V224H201ZM224 225H225V224H224ZM245 225H246V224H245ZM256 225H257V224H256ZM13 226H14V225H13ZM13 226H12V227H13ZM25 226H26V225H25ZM38 226H39V225H38ZM58 226H59V225H58ZM89 226H90V225H89ZM109 226H110V225H109ZM130 226H131V225H130ZM154 226H157V225L154 224ZM202 226H203V225H202ZM207 226H208V225H207ZM8 227H9V226H8ZM28 227H29V226H28ZM49 227H50V226H49ZM62 227H63V226H62ZM86 227H87V226H86ZM125 227H126V226H125ZM161 227H162V226H161ZM224 227H225V226H224ZM247 227H248V226H247ZM253 227H254V226H253ZM2 228H4V227H1V229H2ZM26 228H27V227H26ZM29 228H30V227H29ZM67 228H68V227H67ZM74 228H76V227H74ZM74 228H73V229H74ZM127 228L129 229V227H127ZM130 228H131V227H130ZM158 228H160V227H158ZM204 228H205V227H204ZM215 228H216V227H215ZM215 228H214V229H215ZM217 228H218V227H217ZM229 228H230V227H229ZM232 228H233V227H232ZM232 228H231V231H232ZM234 228H235V227H234ZM242 228H243V227H242ZM4 229H5V228H4ZM7 229H9V228H7ZM7 229H6V230H7ZM34 229H36V228H34ZM57 229H58V228H57ZM70 229H71V228H70ZM104 229H105V228H104ZM255 229H256V228H255ZM80 230H81V229H80ZM96 230H97V229H96ZM122 230H123V229H122ZM151 230H152V229H151ZM173 230H174V229H173ZM176 230H177V229H176ZM234 230H235V229H234ZM234 230H233V231H234ZM249 230H250V229H249ZM4 231H5V230H4ZM70 231H73V230H70ZM83 231H85V230H83ZM94 231H95V230H94ZM99 231H100V230H99ZM125 231H126V230H125ZM135 231H136V230H135ZM180 231H181V230H180ZM218 231H220L219 228H218ZM235 231H236V230H235ZM259 231H261V230H259ZM14 232H15V231H14ZM14 232H13V233H14ZM56 232H57V231H56ZM74 232H75V231H74ZM103 232H104V231H103ZM147 232H149V231H147ZM147 232H146V233H147ZM228 232H229V231H228ZM242 232H243V231H242ZM16 233H17V232H16ZM29 233H30V231H29ZM44 233H45V232H44ZM66 233H67V232H66ZM66 233H65V235H66ZM75 233H76V232H75ZM78 233H79V232H78ZM78 233H76V234H78ZM104 233H105V232H104ZM118 233H120V232H118ZM125 233H126V232H125ZM127 233H128V232H127ZM129 233H130V232H129ZM142 233H144V232H142ZM176 233H177V232H176ZM179 233H180V232H179ZM219 233H220V232H219ZM229 233H230V232H229ZM122 234H123V233H122ZM139 234H140V233H139ZM150 234H151V233H150ZM150 234H149V235H150ZM225 234H226V233H225ZM243 234H244V232H243ZM32 235H33V233H32ZM34 235H35V234H34ZM42 235H43V234H42ZM118 235H119V234H118ZM129 235H130V234H129ZM137 235H138V234H137ZM184 235H185V234H184ZM209 235H210V234H209ZM259 235H260V234H259ZM22 236H23V234H22ZM59 236H61V235H59ZM71 236H72V235H71ZM79 236H80V235H79ZM100 236H101V235H100ZM119 236H120V235H119ZM139 236H140V235H139ZM174 236H175V235H174ZM174 236H172V237H174ZM17 237H18V236H17ZM34 237H35V236H34ZM55 237H56V236H55ZM136 237H138V236H136ZM143 237H144V236H143ZM150 237H151V236H150ZM65 238H66V237H65ZM105 238H106V237H105ZM108 238H109V237H108ZM121 238H122V236H121ZM144 238H145V237H144ZM211 238H213V237H211ZM230 238H231V237H230ZM248 238H249V237H248ZM2 239H3V238H2ZM21 239H22V238H21ZM37 239H38V238H37ZM46 239H47V237H46ZM56 239H57V238H56ZM113 239H114V236H113ZM173 239H174V238H173ZM175 239H177V238H175ZM209 239H210V238H209ZM213 239H214V238H213ZM227 239H228V238H227ZM3 240H4V239H3ZM62 240H63V239H62ZM64 240H65V239H64ZM119 240H120V239H119ZM136 240H138V239H136ZM179 240H180V239H179ZM216 240H217V239H216ZM228 240H229V239H228ZM228 240H227V241H228ZM107 241H108V240H107ZM117 241H118V240H117ZM117 241H116V242H117ZM253 241H254V240H253ZM261 241H262V240H261ZM22 242H23V241H21L20 244H22ZM57 242H58V241H57ZM62 242H63V241H62ZM129 242H130V241H129ZM129 242H128V243H129ZM133 242H134V241H133ZM142 242H143V241H142ZM162 242H165V241H162ZM203 242H204V241H202V243H203ZM205 242H206V241H205ZM63 243H64V242H63ZM76 243H77V242H76ZM108 243H109V242H108ZM117 243H118V242H117ZM117 243H116V244H117ZM180 243H181V242H180ZM215 243H216V242H215ZM243 243H244V242H243ZM12 244H13V243H12ZM56 244H57V243H56ZM58 244H59V243H58ZM93 244H94V243H93ZM114 244H115V242H114ZM116 244H115V245H116ZM131 244H132V243H131ZM231 244H232V243H231ZM23 245L25 246V244H23ZM41 245H42V244H41ZM91 245H92V244H91ZM103 245H104V244H103ZM105 245H106V244H105ZM125 245H126V244H125ZM155 245H156V244H155ZM42 246H43V245H42ZM131 246H132V245H131ZM175 246H176V245H175ZM175 246H173V247L176 248ZM262 246H263V245H262ZM22 247H23V246H22ZM49 247H50L49 249H51V246H49ZM77 247H78V246H77ZM140 247H141V246H140ZM199 247H200V246H199ZM255 247H256V246H255ZM10 248H11V247H10ZM28 248H29V247H28ZM67 248H68V247H67ZM79 248H80V247H79ZM83 248H84V246H83ZM89 248H90V247H89ZM201 248H202V247H201ZM239 248H240V247H239ZM247 248H249V247H247ZM252 248H253V247H252ZM25 249L27 250V248H25ZM29 249H30V248H29ZM29 249H28V250H29ZM86 249H87V248H86ZM118 249H119V248H118ZM126 249H128V248H126ZM141 249H142V248H141ZM171 249H172V248H171ZM258 249H259V248H258ZM6 250H7V249H6ZM22 250H23V249H22ZM139 250H140V249H139ZM157 250H158V249H157ZM172 250H173V249H172ZM175 250H176V249H175ZM243 250H244V249H243ZM20 251H21V249H20ZM53 251H54V250H53ZM108 251H109V250H108ZM121 251H123V250H121ZM126 251H127V250H126ZM150 251H151V250H150ZM18 252H19V250L17 251V255H15V256H17V257H18ZM22 252H23V251H22ZM22 252H21V254H22ZM26 252H27V251H26ZM58 252H59V251H58ZM64 252H65V251H64ZM72 252H73V251H72ZM89 252H90V251H89ZM93 252H95V251H93ZM97 252H98V251H97ZM100 252H101V250H100ZM111 252H112V251H111ZM118 252H120V250H119ZM176 252H177V251H176ZM186 252H187V251H186ZM199 252H200V251H199ZM258 252H259V251H258ZM261 252H262V251H261ZM19 253H20V252H19ZM24 253H25V252H24ZM24 253H23V254H24ZM34 253H35V252H34ZM59 253H61V252H59ZM108 253H110V252H108ZM151 253H152V252H151ZM31 254H32V253H31ZM36 254H37V253H36ZM56 254H57V253H56ZM65 254H66V253H65ZM89 254H90V253H89ZM112 254H113V253H112ZM115 254H116V253H115ZM178 254H179V253H178ZM255 254H256V253H255ZM25 255H26V254H25ZM86 255H87V254H86ZM116 255H117V254H116ZM165 255H169V254H165ZM188 255H189V254H188ZM215 255H216V254H215ZM31 256H32V255H31ZM52 256H53V255H52ZM55 256H58V255H55ZM59 256H60V255H59ZM78 256H79V255H78ZM88 256H89V255H88ZM101 256H102V255H101ZM114 256H115V255H114ZM145 256H146V255H145ZM243 256H245V255H243ZM6 257H7V256H6ZM24 257H25V256H24ZM84 257H85V256H84ZM102 257H103V256H102ZM104 257H105V256H104ZM164 257H165V256H164ZM211 257H212V256H211ZM214 257H215V256H214ZM248 257H249V256H248ZM14 258H15V257H13V260H14ZM49 258H50V257H49ZM64 258H65V257H63V259H64ZM92 258H94V257H92ZM98 258H99V257H98ZM136 258H137V257H136ZM136 258H135V259H136ZM249 258H250V257H249ZM43 259H44V258H43ZM53 259H54V258H53ZM53 259H51V260H53ZM84 259H85V258H84ZM100 259H101V258H100ZM105 259H107V258H105ZM114 259H115V258H114ZM114 259H113V260H114ZM188 259H189V258H188ZM224 259H225V258H224ZM240 259H241V258H240ZM46 260H47V258H46ZM61 260H62V258H61ZM82 260H83V259H82ZM186 260H187V258H186ZM42 261H43V260H42ZM49 261H50V260H49ZM80 261H81V260H80ZM88 261H89V260H88ZM97 261H98V260H97ZM100 261L102 262L103 260H100ZM111 261H112V260H111ZM111 261H110V262H111ZM151 261H152V260H151ZM237 261H238V260H237ZM29 262H30V261H29ZM64 262H65V261H64ZM98 262H99V261H98ZM182 262H183V260H182ZM2 263H3V262H1L0 264H2ZM11 263H12V262H11ZM25 263H26V260H25ZM40 263H41V262H40ZM47 263H48V262H47ZM56 263H57V261H56ZM90 263H91V262H90ZM155 263H156V262H155ZM155 263H154V264H155ZM232 263H233V262H232ZM241 263H242V262H241ZM256 263H257V262H256ZM28 264H29V263H28ZM35 264H37V263H35ZM73 264H74V263H73ZM93 264H94V263H93ZM96 264H97V263H96ZM102 264H103V263H102ZM106 264H107V263H106ZM183 264H185V263H183Z\"/></svg>",
    "mask_w": 264,
    "mask_h": 264
},
{
    "label": "snow or ice",
    "instance_id": "snow-or-ice-1",
    "mask_svg": "<svg viewBox=\"0 0 264 264\" xmlns=\"http://www.w3.org/2000/svg\"><path fill=\"white\" fill-rule=\"evenodd\" d=\"M139 6V5H138ZM19 5H15L13 6L10 10L11 11H15L16 8H18ZM107 7V6H106ZM196 7L199 8L201 7L200 4H196ZM184 12H185V9H184V6L183 5H180L179 6V15L180 16H183L184 15ZM117 17L119 18V14H117ZM41 19H43V17H41ZM149 19H151V17H149ZM4 31H7V29H4ZM85 31H87V29H85ZM124 31V28H120V32H123ZM0 39H3V36L0 35ZM172 39L173 37L172 36H169L168 37V43L171 44L172 43ZM17 43V41L13 40L12 41V45H15ZM61 47H63V45H61ZM85 51H88V49H85ZM156 56L153 55L149 61H145V65L142 66L139 71L136 73L137 76H147L148 74V67L147 65L149 63L151 64H155L156 63ZM206 67L211 69L212 68V63L211 62H208L206 64ZM75 71L77 73H79L81 71V69L79 67H77L75 69ZM213 75H215V73H213ZM79 78V77H77ZM104 77L101 76L100 79H103ZM132 81H133V75L131 73L129 74H126L125 78H123L121 81H120V87H119V92L117 91H113V96L115 97L116 100L118 101H122V102H127V101H133L136 99V96L133 94L134 93V88H133V84H132ZM177 83H179V81H177ZM3 90V85H0V91ZM259 90V89H258ZM192 94L191 93H188L185 97V102H188L190 100H192ZM172 104V100L171 99H168L164 106H163V111H164V115L166 116L167 115V107L169 105ZM93 115H95V113H93ZM101 115H107L106 112H101ZM189 115H195V113H189ZM238 131V129H236ZM262 152H264V149H262ZM119 159H124L123 156H120L118 157ZM260 180L264 181V176H260L259 177ZM128 237L125 236V239H127Z\"/></svg>",
    "mask_w": 264,
    "mask_h": 264
}]
</instances>
